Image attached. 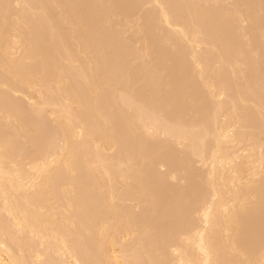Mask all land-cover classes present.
<instances>
[{
  "label": "rangeland",
  "instance_id": "rangeland-1",
  "mask_svg": "<svg viewBox=\"0 0 264 264\" xmlns=\"http://www.w3.org/2000/svg\"><path fill=\"white\" fill-rule=\"evenodd\" d=\"M13 1H14V3H13ZM37 1H40V2H37ZM54 3H52L51 2V0H28V3L30 4V6L31 7H33L32 9H35V13H34V15H35V18H37V21H35V19H34V21H35V23H36V26H38L39 24H38V22L39 23H42L43 25H41V26H45L44 27V30L46 31V32H44V34H46V37L48 36V34H49V36L51 35V34H53V33H55V35H57V38L59 39V38H61V37H59L61 34H66V35H68V36H66L65 35V37H67L68 39H70V31H71V27H73V26H75L74 24H73V22H75L74 20H76L77 22H82V23H84V25H85V27L83 28V27H81L80 29H82L83 28V30H80V36H83V37H81V39H82V43H83V41H86L87 43L88 42H90V43H88V44H90V46H91V48H90V52L88 51V53H86V54H79V52H77V51H68L69 53H70V55L72 54V53H74V52H76L77 54L75 55V56H79V57H81V59H82V61H81V59L80 58H78V59H80L79 61L81 62L80 64H81V69L83 68V70L84 71H82L83 73H85V76H86V71H87V78L89 79L90 78V80L92 81V79L94 78L95 80H93V81H96L97 79H100L101 80V82H100V90L97 92L98 94H92V93H90L89 91H88V89H85L86 87H81V86H84V85H82L81 84V86L80 85H77L75 82V80L77 79L76 77L73 79L72 78V76L71 75H73L75 72H74V70L73 69H70L71 67L69 66V65H67L66 63H63V61L61 60L63 57H64V55H65V53L66 52H64V55H63V51L61 52V50L60 49H58V47L60 46L59 44V42L57 41L58 39H49V36L45 39V38H43L42 39V36L43 35H39V34H41V33H37L36 34V32H38L41 28V26L39 27L38 26V29H35V31H33L34 30V27L31 29V26H30V24H28L27 25V27H22V24H21V26H20V28H19V23H20V21L22 20V21H24L25 20V18H23L24 16L20 13V11H19V8L22 6H19L18 4L19 3H22V1L21 0H19V2L17 3L16 2V0H0V15L2 14L3 15V17H2V15H1V17H0V24L1 23H3L4 22V26L3 25H0V29L2 28L1 26H3L4 28H2V30L3 29H6L5 31L7 32V36H6V38L5 39H7V42H8V44H7V51H9L10 53H11V58H15L14 59V61H10V54H8L7 53V55L5 56V55H3L2 57H1V55H0V61H4V62H8L11 66H13V63H14V66H15V69H18L19 70V68H20V66L22 65V64H25L24 63V60H26V59H24V60H22L23 59V57H21L22 59H20L19 57V55L21 54V52H23V50H25L26 48H27V45H28V43L30 44L31 42H30V38H32L31 40H32V44H30V46H32V51L29 53V55H31V53H32V56L34 57V59H35V61L37 60V59H39L38 58V53L41 51V52H43V53H41V55L43 54V56H44V58L42 57V58H40V61H42L43 62V60H46V62H48V60L49 61H51V60H53V61H51V62H49V63H52L53 64V62H55V64H57V68L56 69H58L59 70V74L61 73L62 75H64L65 76V79L67 80V81H69L68 83H67V85L69 84V89L70 90H72V91H76L77 92V94H74V92H72L75 96L76 95H78L79 93H81L80 95L83 97V98H85L84 100L85 101H82L81 103H83V102H85V105L83 106V105H81L80 104V107L81 106H83V108H82V111H81V109H79L81 112H83L84 110H85V112H83L84 113V118L86 117V118H88L89 116H90V118L89 119H91V120H89L90 121V124L91 125H93V130L95 131L94 133H95V135H99V136H102V134H104L105 135V133H106V135H109L110 137H111V135L112 136H114V139H113V137H111L112 139H111V145H109V146H107V148L106 149H104L105 148V146H104V148H102L99 144H100V142H99V144H95L94 145V143H92L93 145V147L89 144V142H90V140H91V138L89 139V136H88V138H86V139H84L85 137V135L83 136V134L85 133V131H84V133H83V131H81V128H80V130H78V128L80 127V125H79V127L77 128V127H74V126H71V125H73V124H71L72 122H68V121H66L65 120V124L63 125L64 126V128H62L63 130H66V126H67V130L68 131H71V133L70 132H64L63 130H59V128L58 127H60L59 125L60 124H62L63 122H64V120L63 119H65V117H63V115H67L66 114V112L64 113H62L61 111H59V110H57V109H59L60 108V106L62 105V104H64V105H66V104H68V102L70 101V105H67L68 106V108L69 109H71V111H77L78 112V110H76V105L75 106H73V109H72V103H73V100H75V98L76 99H78L79 98V101H80V98H81V96L80 97H73L74 99L71 101V97H70V100H68L69 99V94L71 95V92H70V90L68 91V92H70L69 94H67V93H65V92H63V91H61V90H63V89H61L59 92L57 91V86H55L54 87V85H52V84H54L55 83V81H59V80H57V76L59 75L58 73H57V70H55L53 67L50 69L49 68V70L48 69H46V67H48V65H47V63L45 64V62H44V65H45V67H43V63L41 64V62L40 61H36V62H33V60H30V63H32V70L34 71V74H36V73H38V71H39V73L37 74V75H34L33 77L31 76L32 74H33V71H32V74L30 75V77H27V78H30V79H32V78H36V76L39 78L38 80H40V81H38L37 79L35 80L36 82H34L33 81V85H35V86H29V87H26V88H24L23 86H20V84H17V85H15V87H13V90H16L17 92H16V94H18V95H14V94H9L10 96H9V101H10V103L12 104L13 103V105H15V107L17 106L18 108H20V112H22V113H20V115L18 114V110L16 111V113H17V115H19L18 117H19V119L21 120L20 122H23V124L27 127L28 125H31V127H32V130L31 129H29L31 132L33 131V134H32V141H30L31 143H29V142H27V140L26 139H29V138H27L26 137V135H25V133L22 135L21 133H19V129L20 128H22L23 126H19V125H17L16 124V119H13V118H11L10 117V115H7V112L8 111H6V110H4L3 112H2V110L3 109H5V108H7L8 110L10 109V108H13V107H11V106H13V105H8V104H10V103H6L7 101H6V98H5V105H4V103H3V105H4V107L5 108H1V106H2V104H1V106H0V116L2 117V113H3V118H4V120L6 121V122H4L2 119L3 118H1L0 120L3 122H1L0 121V139H1V141L2 140H4V142H5V140L8 142L7 144H10L11 145V147H9V148H11L12 149V152L10 151V150H6V152H8L7 154H9V155H11L12 157L10 158V159H12V160H9V157H8V160L9 161H7L6 163H4V162H2V164H6L5 166L3 165V168L4 167H6V168H4V173L0 170V176H1V174H2V176L3 175H5L6 176V179H7V177H10V176H8L9 175V173H10V171L12 172V171H16V172H14L13 174L15 175L16 174V176H17V174L20 172V174H18V177H21L22 178V176L24 177V179L26 180V179H28V175H27V172L28 171H26L25 172V170H24V167H23V170L21 171V169H22V165L23 166H25V169L27 168V165H24L26 162H27V160L28 159H30V156H32L31 157V160H32V158H37V159H39V158H41V156H40V154H41V152H43V154H45L46 153V155H43V156H45L44 158H45V160L44 161H46V156H49L48 157V159H47V161L46 162H48V161H50L49 159H55L56 157H57V155H59L60 153L59 152H61V149L63 148V142L66 140V139H68V137H69V139L65 142V143H68L69 141H70V143H71V141L72 142H74V143H71V145L73 146V147H75V153H76V155L78 156H76V157H74V160H75V158H76V160H77V162L78 163H76V161H75V163L76 164H78V165H75L76 166V168L77 169H75V171H77L76 172V174H75V172H74V178L72 179V180H76V181H73V187H75L76 189H74V195L73 196H75L76 197V194H79L78 196L79 197H81L82 195V197L81 198H77V200H76V198L75 197H71L74 201H73V203H77V201H80V204L81 203H85V201L87 202V201H89V203L87 202V203H85V205L84 206H86V207H88V208H84V206H82V204H81V209H82V211H84L83 209H85V210H90V206L93 204V202H94V198H95V206H94V204H93V206L94 207H96V209H94L93 208V210L92 211H101V209H102V213L104 214L103 216L104 217H106V218H102V221H107V219H108V221H109V223L108 222H105L106 224H105V226L107 225V227L108 226H111L112 228H114V231L116 232H118V233H123L125 236H123V234H122V236H121V234L119 235V234H114L115 236H114V238H115V242H116V246H115V249L117 250V252H119L120 250H121V247L124 245L126 248H128V249H126V250H129V252H130V254H133L134 253V255L137 257V259H139V260H137V262H139L138 264H151L150 262H152V264H161V263H163V264H169V262H170V264H177V260H178V256H179V254H180V250H178V249H176V247L175 246H169L168 244H174V243H176L174 240H176V238H177V235L181 232V230L180 229H184V227H185V225H184V223L186 222V223H189V225H191V223H194V221H196L195 219H197V223H195V224H197V225H199L201 228H203V227H205L204 226V223H202L201 224V222H200V220L202 221V222H204V220H203V218L202 217H200V216H202L201 214H202V212L201 211H199V210H202L201 208H204L205 206H207L206 204H204V203H202V202H204L203 200L204 199H202L203 197H205L206 198V201H207V199H208V197H211L210 195H211V191L212 192H214V190L212 189V188H214V187H216V188H218V185H219V187H221V188H219L218 190H220L221 191V189L223 188L222 186L224 185V182H227V180L226 179H228L229 181H228V183L230 184V186L229 185H227V184H225V185H227V186H229V187H227L226 188V186L224 185V187H225V190H226V192L228 191V189H229V191H230V188L233 190H235L236 189V187L234 186V184H235V181H234V174L236 173H234V171H235V168H237L238 166H241L242 167V164H243V167L244 168H247L246 166H248V168L251 170H249L248 168V171L247 172H249V174L248 173H245V175H249V176H245V180H251V179H253L252 181L254 182V184H255V182L257 183V181H259L260 182V184L258 183V185H260L259 186V192H262V189H264V187H263V184H264V179H262V176L264 177V174H263V172H264V159L262 158V157H264V133L262 134H257L258 133V131H260V130H258V129H255V130H251L250 128H248L247 127V129H246V127H244L243 126V124H241V127H244V129L242 128H240V123H241V120H236V118H235V115H232L231 116V114H235V113H233V112H231L230 111V109L229 108H227V106L228 105H230V104H228V102L230 101V99H232L233 97H235L236 96V94H235V92L233 91V89L234 90H236V87H238L237 86V84L238 83H240L239 85L242 87V88H240V92L241 93H243L246 97L247 96H249V93H250V95L251 96H253L254 95V93L256 94V91H255V86L256 85H254V84H257V87H256V90H257V93H260V94H262V90H264V68H263V66H264V38L263 37H261V34L260 33H258L257 32V34L260 36H256V38H258V40L256 39V38H254V39H256V41L254 40V42L257 44V41L258 42H260V43H258L257 45H258V47H259V51H261V53L259 52V54H262L263 53V55H261V56H258L256 59H247V57H245V55L244 54H242V56H244L243 58H242V56H240V58H242V59H246L245 61L243 60V63H244V65L245 64H250V65H253V69H254V66L255 65H257L258 64V62H259V65H258V67L259 68H261L260 70H259V68L257 69L256 68V70H255V73H254V70H251L252 71V73H250L252 76H255V77H252V79H253V83L251 84V88H253V89H250V90H248V85L246 86V85H244V81H243V77H242V80H241V77H240V75H235V76H233V74L231 75V73H232V71L228 68V67H226V66H224V65H218V64H222L223 62H221L222 61V58L223 59H225L226 58V55H224V54H226V53H224L225 51V47L223 48V45H222V40H224V36H223V34L222 33H224L225 32V29H224V26H225V24H226V22H225V18L226 17H228V16H224V14L222 13V12H224L223 10H224V8H225V6L227 5V4H231V3H233V4H235V2H237L236 0H234V1H232V0H215V1H212V0H204L205 1V3H203L204 1H200V2H198L199 0H164L163 1V3L164 2H166V4L164 3V5H163V3H162V5L164 6H162V5H157L158 7H160V6H162V9L163 8H166V10H168L167 8H169L171 11H173L172 13H171V11L170 10H168L169 11V14H170V16L172 15V17L170 18V20L171 21H173L174 19V21H176L177 22V24H182V26L183 25H186V26H183L184 28H186V31L190 28V29H194V32H191V30H190V32H189V30L187 31V32H189V34H194V33H197L196 35H198V36H195V35H192L193 37H195V38H192V36L190 37V38H192V39H189V40H187V38H186V40L187 41H183V40H185V38H184V36L183 37H181L182 35H180L179 33H178V31H177V27L175 28L174 27V24H173V22L171 23V26L170 25H167V23L165 24H161L162 22H160L159 23V21L157 20V19H159V17H158V13H161L160 11H159V9H161V8H159L158 9V7H156L155 5H153V6H155V8L151 5L152 4V2L151 3H149L150 1L149 0H108V2H107V0H58L59 2H62L61 4H60V6H61V8H59V2H57V0H52ZM63 1L65 2V3H67L66 4V6H65V4L63 3ZM110 1H112L111 3H110ZM212 1V2H211ZM239 1V0H238ZM1 2H3V4H1ZM17 4H16V3ZM43 2V5H44V3L46 2V4L45 5H47V6H45V9H44V11H41V12H39L36 8L37 7H39L40 8V6H42L40 3H42ZM168 2V3H167ZM211 2V3H210ZM215 2H217V3H215ZM5 3H7V4H10L11 3V7H10V5H7V4H5ZM16 4V5H18V6H14L13 4ZM50 3V7L48 6V4ZM58 3V4H57ZM23 4V3H22ZM55 4H57V5H55ZM111 4V5H110ZM113 4V5H112ZM117 4V5H116ZM154 4V3H153ZM192 4V5H191ZM205 4V5H204ZM5 5V6H4ZM36 5V6H35ZM53 5V6H52ZM63 5V6H62ZM194 5H195V7H194ZM257 5H261L260 3L259 4H257ZM263 5V4H262ZM3 6V7H2ZM57 6V7H56ZM110 6V7H109ZM221 6V7H220ZM233 6H235V5H233ZM238 6V5H237ZM9 7L11 8V10H12V8H13V10L15 11V15L16 16H18V15H22L23 17H22V19L19 21L18 19H17V17L14 15V14H12V12H11V10H9ZM19 7V8H18ZM35 7V8H34ZM193 7L195 8V9H193ZM263 7H264V5H263ZM262 7V8H263ZM1 8H3V9H1ZM69 8V9H68ZM191 8V9H190ZM233 8H235V7H233ZM233 8L231 7V9L233 10ZM59 9V10H58ZM66 10V11H68V13L67 12H65L64 10ZM230 9V10H231ZM9 10V11H8ZM12 10V11H13ZM60 10H63L62 11V13L63 14H66L67 16H68V14H69V16L67 17V20L65 19V17H66V15H64V17H63V15H62V13H61V11ZM157 10H158V13H157ZM4 13H3V12ZM31 11H33V10H31ZM50 11V12H49ZM60 11V12H59ZM72 11V12H71ZM221 11V12H220ZM11 12V13H10ZM34 12V11H33ZM43 12V13H42ZM95 12V13H94ZM124 12H125V14H124ZM189 12H190V14H189ZM195 12H203V14H204V18L203 19H200V17L195 13ZM209 12V13H208ZM18 13V14H17ZM20 13V14H19ZM36 13H38L39 14V16L37 17V15L38 14H36ZM48 13V14H47ZM51 13V14H50ZM59 13H61V14H59ZM73 13H76V14H73ZM221 13V14H220ZM45 14V15H44ZM50 14V15H49ZM209 14V15H208ZM260 14V15H259ZM259 14H255L254 16H253V20H254V22H255V25L256 26H259L258 24H260V26L259 27H264V19H263V17H264V12L262 13V11L259 13ZM262 14V15H261ZM6 15V16H5ZM14 15V16H13ZM20 15V16H21ZM43 15V16H42ZM79 15H81V16H79ZM110 15V16H109ZM135 15V16H134ZM161 16H162V14H160ZM159 15V16H160ZM197 15V16H196ZM210 15H211V17H210ZM63 18H62V17ZM74 16H78L80 19H78V17H74ZM104 16H106V17H104ZM126 16H127V18H126ZM138 16H140V17H138ZM144 16V17H143ZM160 16V17H161ZM174 16H176V17H174ZM233 16V15H232ZM231 15H229V17H232ZM261 16V17H260ZM40 17V18H39ZM42 17V18H41ZM49 17V18H48ZM59 18V19H57V18ZM70 17V18H69ZM109 17V18H108ZM147 17H148V19H147ZM174 17V18H173ZM213 17V18H212ZM235 17V16H234ZM233 17V18H234ZM1 18H3L2 20H1ZM16 18V19H15ZM31 18H33L32 16H31ZM69 18V19H68ZM90 18V19H89ZM107 20H106V19ZM116 18V19H115ZM118 18H120V19H118ZM188 18H190V19H188ZM194 18V19H193ZM197 18V19H196ZM199 18V19H198ZM236 18H238V17H236ZM15 19V20H14ZM56 19V20H55ZM71 19V20H70ZM109 19H111V20H109ZM231 19V18H230ZM261 20V22L259 21V20ZM14 20V21H13ZM47 20V21H46ZM59 20V21H58ZM64 20H66V21H70L69 23H70V25H69V23L67 22V23H65L66 21H64ZM73 20V21H72ZM79 20V21H78ZM114 20V21H113ZM127 20V21H126ZM131 21V22H129V21ZM139 20V21H138ZM160 20H162L161 18H160ZM169 20V21H170ZM192 20V21H191ZM195 20V21H194ZM204 20V21H203ZM227 20H228V18H227ZM12 21L13 22H15L14 24H16V26H17V28H19V32H17L18 33V37H17V34L15 33V32H13L14 31V28H13V30H12V28H10V24L9 23H12ZM21 21V22H22ZM41 21V22H40ZM71 21H72V23H71ZM104 21V22H103ZM109 21H110V23H109ZM170 21V22H171ZM191 21V22H190ZM201 21V22H200ZM208 23H207V22ZM233 21H235L236 22V20H233V19H231V22H233ZM9 22V23H8ZM58 22V23H57ZM107 22V23H106ZM112 22V23H111ZM117 22V23H116ZM143 22V23H142ZM176 22H174V23H176ZM179 22V23H178ZM181 22V23H180ZM194 22H195V24H194ZM205 22V23H204ZM235 22H233V27L235 26V24L237 25V26H235L236 27V31H241V30H244L243 32H245V29H247L245 26H247L248 25V23L245 25L244 24V22H246V21H244L243 23H242V26L245 28H240L241 30H238V24L237 23H235ZM254 22H253V24H252V22H250V24H252V25H254ZM23 23V22H22ZM33 24H32V26H35L34 24V22H32ZM65 23V24H64ZM127 23V24H126ZM146 23V24H145ZM188 23V24H187ZM190 23V24H189ZM193 23V24H192ZM216 23V24H215ZM262 23H263V26H262ZM13 24V25H14ZM78 24V23H77ZM125 24V25H124ZM173 24V25H172ZM248 25L247 27L249 28V26H251V25ZM25 25V24H24ZM56 25V26H55ZM72 25V26H71ZM114 25V26H113ZM123 25V26H122ZM136 25V26H135ZM148 25V26H147ZM190 25V26H189ZM201 27H200V26ZM223 25V26H222ZM254 25V26H255ZM15 26V25H14ZM15 26V27H16ZM71 26V27H70ZM76 26H78V25H76ZM142 26H144L143 28H142ZM168 26V27H167ZM188 26V27H187ZM195 26V27H194ZM202 26H203V28H202ZM230 26H232L231 24H230ZM240 26V25H239ZM255 26V27H256ZM11 27H13L12 25H11ZM21 27H22V29L23 30H21ZM30 27V28H29ZM42 27V28H43ZM48 27V28H47ZM52 27V28H51ZM54 27H57V28H54ZM67 27V28H66ZM171 27V28H170ZM173 27V28H172ZM217 27V28H216ZM222 27H223V29H222ZM259 27H257V30H258V28ZM17 28H15V30L17 29ZM25 28V29H24ZM27 28V29H26ZM29 28V29H28ZM36 28V27H35ZM50 28V29H49ZM53 28H54V30H53ZM142 28V29H141ZM146 28V29H145ZM174 28L176 29L175 30V32H177V33H174ZM199 28V29H198ZM251 28H254V27H251ZM31 29V30H30ZM48 29V30H47ZM55 29H57L58 31H56ZM62 29V30H61ZM137 29V30H136ZM170 29H173V30H170ZM205 29V30H204ZM219 31H218V30ZM230 29H233L234 30V28H230ZM250 29V28H249ZM2 30H0L1 32H2ZM21 30V31H20ZM37 30V31H36ZM50 30H53V31H50ZM70 30V31H69ZM95 30V31H94ZM143 30V31H142ZM144 30H145V32H146V30H147V32L144 34V38H143V33H144ZM197 30H199V31H197ZM201 30V31H200ZM211 30V31H210ZM215 30V31H214ZM231 30V33H232V38L229 40L230 42V45H231V47H233L234 48V44L236 43H234V41H237L238 40V38L240 37V39H241V41L243 40V41H245V38L243 37V35H240V33L241 34H244V33H242V32H238V34L239 35H236L237 34V32L234 30ZM256 30V29H255ZM30 31H33V32H31V34H30ZM64 31V32H63ZM140 31V32H139ZM169 31H172V32H169ZM6 32H5V34H6ZM27 32V33H26ZM39 32H41V30L39 31ZM49 32H51V34L49 33ZM56 32L57 33H59V34H56ZM61 32V33H60ZM201 34H200V33ZM205 32V33H204ZM213 32H214V34H213ZM221 32V33H220ZM29 33V36L27 35ZM48 33V34H47ZM141 33H142V35H141ZM148 33V34H147ZM171 33H173V34H171ZM217 33V34H216ZM235 33V34H234ZM3 34H4V31H3ZM21 34H24L23 36H22V38H24L25 40H21V39H19V42L21 43V44H23V42H25V43H27V44H24V45H26L25 47H24V45H23V47H24V49H23V47L22 46H20L21 44L18 42V38H19V35L21 36ZM95 34V35H94ZM174 34H175V36H174ZM178 34H179V36H178ZM30 35H31V37H30ZM55 35L53 34V36L55 37ZM59 35V36H58ZM92 35V36H91ZM146 35H147V37H146ZM4 36V37H5ZM39 36H41V37H39ZM45 36V35H44ZM204 36V37H203ZM206 36V37H205ZM209 36V37H208ZM216 37V39H218V38H220V39H218L219 41V43H221V44H219L218 42H216L217 40H215V38L214 37ZM217 36H219V37H217ZM223 36V37H222ZM237 36H239L238 38H237ZM65 37H63V35H62V38H61V43H62V41H65L66 42V40L65 39H67V38H65ZM149 37V38H148ZM233 37L234 38H237V39H233ZM243 37V38H242ZM26 38H27V40H26ZM51 38V37H50ZM53 38V37H52ZM88 38V39H87ZM91 38V39H90ZM92 38H93V40H92ZM152 38V40H151V43H150V39ZM200 38V39H199ZM203 38V39H202ZM208 38V39H207ZM212 38V39H211ZM86 39V40H85ZM149 41V43L146 41ZM195 39H196V41H195ZM207 41H206V40ZM214 39V40H213ZM233 39V40H232ZM239 39V40H240ZM47 40V41H46ZM49 40H50V43H49ZM89 40H91V41H89ZM239 40L237 41V42H239ZM260 40V41H259ZM6 40H4V42H5ZM51 41H52V43H54V41H55V43L57 42V44H55L54 43V46H51ZM181 41V42H180ZM189 41H192V42H189ZM210 41V42H209ZM213 41V42H212ZM214 41L216 42V43H214ZM93 42V43H92ZM142 42H145V44H143ZM179 42V43H178ZM188 42V43H187ZM201 42V43H200ZM202 42H204V43H202ZM207 42V43H206ZM213 43V44H215V46L213 47V46H211V45H209L210 43ZM234 44H233V43ZM246 42V41H245ZM6 43V42H5ZM59 43V44H58ZM66 43H68V41L66 42ZM93 45H95V46H93L92 47V44ZM97 43H98V45H97ZM205 43H206V45H205ZM225 43V42H224ZM240 43V42H239ZM63 44V43H62ZM147 44H148V46H149V48H148V46H147ZM218 44L220 45V47L218 46ZM241 44H243L242 42H241ZM245 44V43H244ZM53 45V44H52ZM144 45H146V46H144ZM188 45V46H187ZM230 45L228 46L229 47V49H230ZM236 45V44H235ZM248 45V44H247ZM263 45V46H262ZM8 46H10V50H8ZM47 46V47H46ZM56 46H58L57 47V49H56ZM97 46V47H96ZM211 46V47H210ZM222 46V47H221ZM224 46H225V44H224ZM55 48V50L54 49H52V48ZM144 47V49L145 48H147V49H150V51H148V50H146V52L144 53V49H142ZM151 47V48H150ZM187 47V48H186ZM205 47H206V50H205ZM218 47V48H217ZM248 47V46H247ZM23 50H22V49ZM108 48V49H107ZM210 48V49H209ZM217 48V49H216ZM232 48V49H233ZM248 48H250V47H248ZM247 48V49H248ZM261 48V49H260ZM263 48V49H262ZM40 50V51H37V50ZM97 49V50H96ZM102 49V50H101ZM207 49H208V52H207ZM213 49V50H212ZM215 49V50H214ZM219 49H220V52H221V54L219 53V52H217V51H219ZM221 49H223V50H221ZM246 49V56H248L249 55V57H250V53H247V52H249L248 50ZM57 50H59V51H57ZM141 50H143V51H141ZM191 50H192V52H191ZM231 50V49H230ZM6 51V52H7ZM100 51V52H99ZM109 53H108V52ZM148 51V52H147ZM193 51H194V53H193ZM211 51V52H210ZM263 51V52H262ZM38 52V53H37ZM210 52V53H209ZM223 52V53H222ZM1 53V52H0ZM40 53H39V57H40ZM197 53V54H196ZM200 53V54H199ZM203 53V54H202ZM216 53H218L219 55H221V56H219L218 54H217V56H215V55H213V54H216ZM66 54H68V53H66ZM88 54V55H87ZM93 54V55H92ZM147 54V55H146ZM151 54V55H150ZM248 54V55H247ZM258 54V55H259ZM23 55H24V53H23ZM86 55V56H85ZM100 55V56H99ZM194 55V56H193ZM231 56H230V58H232V56L234 55L233 53H231L230 54ZM5 56V57H4ZM9 56V57H8ZM31 56V57H32ZM74 56V57H75ZM88 56H91V57H97L96 59H98V61H100V62H98V66H96L97 67V70L98 71H100V73H98V71L96 70V72H93V71H91L92 70V68H91V66L89 67V68H91L90 70L87 68L89 65V63H88ZM99 56V57H98ZM199 56V57H198ZM201 56V57H200ZM214 56H215V59H214ZM223 56V57H222ZM7 57V58H6ZM17 57H18V60L20 61V60H22V61H20V62H22V63H18L17 62ZM32 57V58H33ZM69 57V56H68ZM70 57H73V56H70ZM102 57V58H101ZM106 57V58H105ZM203 57V58H202ZM204 57H206V59L204 58ZM210 57V58H209ZM217 57H219V59H220V62H219V59H217ZM234 57V56H233ZM26 58H28V56H26ZM202 58V59H201ZM213 58V59H212ZM263 59V60H261V62H260V60H258V62H257V64L255 63L256 61H257V59ZM30 59V58H29ZM94 59V58H93ZM101 59H104V60H102L101 61ZM200 60V61H196V60ZM205 59V60H204ZM87 60V61H86ZM194 60V61H193ZM212 60H213V62H212ZM104 61H106V62H104ZM201 62L202 64H198V63H196V62ZM206 61H207V63H206ZM209 61V62H208ZM246 61H248L247 63H246ZM252 63H251V62ZM11 62V63H10ZM29 61H27V64H25V65H29L30 63H28ZM104 62V63H103ZM211 62V63H210ZM40 63V64H39ZM48 63V64H49ZM61 63L62 64H65L66 66L64 67V65H61ZM86 64L85 65V68H84V66H82L83 64ZM203 63L204 64H207L206 66H207V68H208V70L210 71V73H208V75H211L212 77H213V75H214V77H213V79L214 80H216V83L217 84H220V82H224L225 81V83H228L229 81L228 80H230V85H232L231 87H230V90L231 91H233L234 92V94H232L233 92H231L230 90V92L229 91H227L228 93H227V96H228V94L231 96V98H226V97H223V99H222V97H217L216 95H215V92L213 91V90H211V88L210 87H208L207 88V83H206V86H204V84L205 83H203V81L205 82L206 81V79L205 80H202V77L200 76V74L198 75L197 73H200V67H201V65H203ZM208 63H209V65H210V67H208L209 65H208ZM255 65H254V64ZM260 63H262L263 65H261ZM19 65V67H18V65ZM35 64V65H34ZM103 64V65H102ZM211 64H212V66H211ZM47 65V66H46ZM51 65V64H50ZM195 65H198V66H195ZM214 65H216V66H214ZM261 65V66H260ZM31 66V65H30ZM29 66V67H30ZM63 66V67H62ZM193 66H194V68H193ZM224 66V67H223ZM23 67V66H22ZM22 67H21V69H22ZM29 67L27 66L26 67V69H29ZM199 67V68H198ZM218 67H219V69H218ZM244 68H243V71H245V68H246V70L248 71V69H247V67H245V66H243ZM14 68V67H13ZM25 67H23V69H24ZM178 68V69H177ZM215 68V69H214ZM220 68H222V69H225V70H221ZM19 70V71H22V73H23V69L22 70ZM25 69V70H26ZM52 69H54V73H55V71H56V73L54 74L53 73V71H52ZM96 69V68H95ZM102 69V70H101ZM180 69V70H179ZM217 69V70H216ZM232 69V68H231ZM250 69V68H249ZM1 70V69H0ZM14 70V69H13ZM42 70H43V75H42ZM72 70H73V74H71L72 73ZM115 70V71H114ZM198 70V71H197ZM219 70H220V74L218 75V73H219ZM233 70V69H232ZM258 70V73H257V75H254V74H256V71ZM27 71V70H26ZM28 71H30V70H28ZM40 71H41V74H40ZM89 71H91V73H89ZM104 71H105V74H104ZM106 71H107V73H106ZM211 71H216V73H212L211 74ZM224 71H225V73H226V71H227V73L225 74L224 73ZM247 71H245V73H244V75L246 74H248L247 73ZM1 72V71H0ZM36 72V73H35ZM45 72L47 73L46 75H47V77H46V79L45 80H47V79H50L51 78V76H53V74H54V82L52 83L51 82V84H49L50 82H47L46 81V83H47V89L46 88H44V84H43V82H42V84L43 85H41V81H42V77L41 76H43V77H45L46 75H45ZM24 73H25V71H24ZM53 73V74H52ZM65 73H66V75H65ZM89 73V74H88ZM93 73H94V75H93ZM113 73H115V74H113ZM223 73V74H222ZM28 74V73H27ZM26 74V75H27ZM39 74H40V76H39ZM60 74V75H61ZM98 74V75H97ZM101 74V75H100ZM113 74V75H112ZM130 74V75H129ZM216 74V75H215ZM2 75V78H3V80H0V81H6V80H8V78L7 77H5V76H3V74H1ZM1 75H0V78H1ZM45 75V76H44ZM55 75H56V77H55ZM90 75V76H89ZM91 75H93V77L91 76ZM221 75V76H220ZM223 75H224V77H223ZM229 75H230V79H229ZM97 76H99L98 78H96ZM112 78H111V77ZM199 76H200V78H199ZM220 76V77H219ZM228 76V77H227ZM5 77V78H4ZM32 77V78H31ZM41 77V78H40ZM62 77L63 76H61L59 79L60 80H62ZM73 77H74V75H73ZM104 77V78H103ZM129 77V78H128ZM198 77V78H197ZM218 77H219V79H218ZM223 77V78H222ZM234 77V78H233ZM259 77V78H258ZM260 77L262 78V81H261V79H260ZM108 79H110L109 81H108ZM131 79V80H130ZM231 79H232V81H231ZM260 79V80H259ZM33 80V79H32ZM65 80V81H66ZM78 80V79H77ZM99 80V81H100ZM102 80H104V81H102ZM105 80H107V81H105ZM121 80V81H120ZM188 80V81H187ZM234 80H236V82L234 81ZM238 80V81H237ZM256 80V81H255ZM9 81V80H8ZM62 81H64V77H63V80ZM75 81V82H74ZM79 81V80H78ZM111 81V82H110ZM261 81V82H260ZM97 83H95L94 82V84H96V86H99V84H98V81H96ZM106 82H108V83H106ZM119 82V83H118ZM238 82V83H237ZM242 82V83H241ZM258 82V83H257ZM259 82H260V84H259ZM9 85H11L12 84V82H10L9 81ZM36 83V84H35ZM57 83H59V82H57ZM56 83V84H57ZM66 83V82H65ZM64 82H63V84H65ZM78 83V82H77ZM79 83H81V82H79ZM78 83V84H79ZM104 83V85H102ZM106 83V84H105ZM135 83V84H134ZM139 83V84H138ZM180 83V84H179ZM186 83V84H185ZM199 83H201V84H199ZM203 83V84H202ZM224 83V84H225ZM237 83V84H236ZM55 84V85H56ZM62 84V85H63ZM98 84V85H97ZM122 84V85H121ZM126 84V85H125ZM262 84V85H261ZM13 85V84H12ZM58 85H60V86H62L61 84H58ZM67 85H63V86H66L67 87ZM102 85V86H101ZM109 85H110V87H109ZM112 85V86H111ZM117 85V86H116ZM129 85V86H128ZM133 85V86H132ZM184 85V86H183ZM229 85V84H228ZM236 85V86H235ZM14 86V85H13ZM60 86H58V87H60ZM78 86H80V87H78ZM106 86V87H105ZM166 86V87H165ZM188 86V87H187ZM243 86H244V89H243ZM261 86V88L259 89V87ZM12 86H10V88H11ZM94 87H95V85H94ZM113 87V88H112ZM115 87V88H114ZM120 87V88H119ZM127 87V88H126ZM135 87H137V89L135 88ZM56 88V89H55ZM62 88V87H61ZM104 88V89H103ZM122 91V93L121 92H119L120 90ZM131 88V89H130ZM188 88V89H187ZM231 88H233V89H231ZM58 89H60V88H58ZM65 90H68V89H66V88H64ZM117 89V90H116ZM124 89V90H123ZM128 89V90H127ZM179 90V91H178ZM213 91L212 93H213V96H211V92L210 91ZM253 90V91H252ZM260 90V92H258ZM88 91V92H87ZM113 91H115V92H113ZM129 91H131V92H129ZM147 91H148V93H147ZM183 91V92H182ZM246 91V92H245ZM4 92L5 91H2L1 93H3L4 94ZM9 91H7V93H8ZM75 92V93H76ZM114 94H113V93ZM126 92V93H125ZM246 94H245V93ZM10 93V92H9ZM128 93V94H127ZM89 94V95H88ZM121 94V95H120ZM124 94V95H123ZM142 94V95H141ZM74 95H71V96H74ZM88 95V96H87ZM93 95H94V97H93ZM96 95V96H95ZM133 95V100H132V98H131V96ZM163 95V96H162ZM263 95H264V92H263ZM5 96V95H4ZM27 96V97H26ZM98 96V97H97ZM129 96H130V98H129ZM138 96V97H137ZM155 96V97H154ZM46 99H45V98ZM101 97V98H100ZM128 97V98H127ZM167 97V98H166ZM190 97V98H189ZM212 97V98H211ZM95 100H94V99ZM100 98V99H99ZM120 98V99H119ZM125 98L127 99V100H125ZM152 98V99H151ZM170 98V99H169ZM225 98V99H224ZM236 98V97H235ZM235 98H233V99H235ZM28 99V100H27ZM45 99V100H44ZM92 99V100H91ZM119 99V100H118ZM124 99V100H123ZM148 99H150V100H148ZM156 99V100H155ZM180 99V100H179ZM220 99V100H219ZM226 99H228V100H226ZM120 100H122L121 102H119ZM132 100V101H131ZM140 100V101H139ZM141 100H142V102H141ZM145 100V101H144ZM201 100V101H200ZM213 100V101H212ZM221 100H223V102L225 101V104H226V102H227V104L228 105H225L224 103H222V101ZM236 100V99H235ZM32 101V102H31ZM35 101H37V103L39 104V102L41 103V102H43L45 105H42V103H41V105L43 106V107H41V105L39 106L41 109L39 110L38 108H37V106H35L36 105V103L35 104H33ZM44 101H47V103L46 102H44ZM96 101V102H95ZM99 101V102H98ZM123 101H127L126 103H123ZM132 102V104H131V102ZM144 101V102H143ZM159 101V102H158ZM198 101V102H197ZM220 101V102H219ZM29 102H30V104H32V105H30L29 104ZM60 104H59V103ZM67 102V103H66ZM72 102V103H71ZM93 102H94V104H93ZM152 102V103H151ZM195 102H196V104H195ZM219 102V103H218ZM50 103V104H49ZM76 103H78V100H76V102L74 103V104H76ZM101 103V104H100ZM113 103V104H112ZM145 103V104H144ZM158 103V104H157ZM161 103V104H160ZM170 103V104H169ZM197 103H199V104H197ZM221 103V104H220ZM47 104H49V106L47 105ZM73 104V105H74ZM97 104H98V106H97ZM127 104V105H126ZM130 104V105H129ZM147 104V105H146ZM216 104H219L220 106L222 105V104H224V105H222L221 106V109L219 108L220 106L219 105H217V106H219V107H217L216 106ZM55 105V106H54ZM58 105H60V106H58ZM64 105L62 106V107H64ZM123 107H122V106ZM132 105V106H131ZM151 105V106H150ZM153 105V106H152ZM164 105V106H163ZM169 105V106H168ZM79 105H77V109L78 108H80V107H78ZM126 106H128V107H126ZM215 106H216V108H215ZM10 107V108H9ZM14 107V109H18V108H15ZM95 107V108H94ZM159 107V108H158ZM228 107H230V106H228ZM56 108V109H55ZM75 108V109H74ZM98 108V109H97ZM100 108V109H99ZM123 108V109H122ZM135 108H136V110H135ZM148 108V109H147ZM163 108V109H162ZM217 108L219 109V110H217ZM51 109H52V111L55 113V111L57 110L58 111V113H57V111H56V113L55 114H52L51 113ZM63 109V108H62ZM62 109H60V110H62ZM68 109V110H69ZM90 109V110H89ZM128 109V110H127ZM138 109V110H137ZM145 109V110H144ZM229 109V111L227 112V110ZM244 109V108H243ZM13 110V109H12ZM55 110V111H54ZM66 110H67V107H66ZM65 110V111H66ZM90 111V113L88 114V112ZM126 110V111H125ZM144 110V111H143ZM63 111V110H62ZM129 111H132V112H129ZM161 111V112H160ZM217 111V112H216ZM244 111V110H243ZM2 112V113H1ZM60 112V113H59ZM77 112H74L73 114H72V112H71V117H73V115L75 114V116L77 115ZM98 112V113H97ZM128 112V113H127ZM146 113V115H145V113ZM264 112V111H263ZM62 113V114H61ZM70 113V110H69V112H68V114ZM105 113V114H104ZM116 113V114H115ZM56 114H57V116L58 117H56ZM59 114H61L60 116H59ZM80 114V113H79ZM85 114H87L88 115V117H87V115H85ZM93 114V115H92ZM137 114H138V117H137ZM151 114V115H150ZM158 114V115H157ZM144 115V116H143ZM7 116H9L11 119H13L12 120V123L10 122V120L8 121V119H7ZM69 115H68V117H69V119L70 120H72V119H75V120H77L78 121V119L77 118H75V117H73V118H71ZM158 116V117H157ZM160 116V117H159ZM214 116V117H213ZM215 116H216V119H215ZM225 116V117H224ZM226 116H228V117H226ZM230 116V117H229ZM61 117H63V119L61 118ZM98 117V118H97ZM147 117V118H146ZM169 117V118H168ZM235 119H234V118ZM66 118H67V116H66ZM92 118H93V122H92ZM94 118H95V120H94ZM97 118V119H96ZM141 118V119H140ZM190 118V119H189ZM232 119V121L234 120V122H231V121H229L230 119ZM18 119V118H17ZM68 119V120H69ZM110 119V120H109ZM158 119V120H157ZM166 119V120H165ZM173 119V120H172ZM176 119V120H175ZM62 120H63V122H62ZM69 120V121H70ZM87 120V121H88ZM143 120V121H142ZM147 120V121H146ZM157 120V121H156ZM215 120V122H213ZM230 122H228V121ZM236 120V121H235ZM251 120H252V122H254L253 120H255L254 119V117H252L249 121L251 122ZM18 121V120H17ZM72 121H74V120H72ZM77 121H74L73 123H76ZM88 121V122H89ZM140 123H139V122ZM152 121H154L155 123H152ZM174 121V122H173ZM201 121H202V123H204V124H202L201 123ZM14 122H15V124H14ZM19 122V121H18ZM59 122H62V123H60L59 124ZM79 122V121H78ZM249 122V123H250ZM256 122V121H255ZM254 122V123H255ZM67 123H69L68 125H67ZM151 123V124H154L155 125V127H150L149 129H147L146 128V126H148L149 124ZM178 123V124H177ZM184 123H186V125L184 124ZM216 123V124H215ZM226 123V125L224 126V124ZM234 123H237L236 125H234ZM12 124V125H11ZM19 124V123H18ZM23 124H21V125H23ZM71 124V125H70ZM141 124V125H140ZM143 124H146V126H144L143 127ZM148 124V125H147ZM174 124V125H173ZM177 124V125H176ZM202 124V125H201ZM215 124V125H214ZM220 124V125H219ZM17 126V127H14V130H12L13 128V126ZM71 126V127H74V128H72L73 130H69L71 127H68V126ZM106 125V126H105ZM140 125V126H139ZM161 125V126H160ZM201 125V126H200ZM218 125L222 128V126L221 125H223V128L224 127H226V130H227V132L226 133H228V136L231 138V137H233V140H232V138H231V140H232V142H231V140L229 139V137H228V139L226 138L225 140L227 141V142H225V140L224 139H222L221 140V142L219 141L220 140V138H219V136L218 135H215L214 133H218V130L219 129H221L220 127H218ZM228 125V126H227ZM230 125V126H229ZM232 125H234V126H232ZM239 125V126H238ZM258 125V124H257ZM256 125V126H257ZM12 126V127H11ZM20 128H19V127ZM24 126V127H25ZM62 126V125H61ZM119 126V127H118ZM163 127V128H157V127ZM178 126H179V128H178ZM195 126H196V128H197V126H199V128L200 129H202V130H200L199 128H197V131H198V133L197 132H195V133H192L193 131H195L196 130V128H195ZM217 126V127H216ZM234 128H232V127ZM258 126H260V125H258ZM23 127V129H25ZM92 127V126H91ZM131 127H133V128H131ZM143 127V128H142ZM180 127H183L182 129H185V130H183V134H182V131H179V130H182ZM188 127V128H187ZM194 127V130L192 129ZM228 127H230V129L228 128ZM16 128H19L18 129V131H17V129ZM99 128V129H98ZM140 128V129H139ZM151 128H153V129H151ZM155 128L156 129H160L161 130V132H162V129H164V134H163V132H162V134H161V132H160V130L158 131V132H156L155 131ZM218 129V130H215V132H214V130L213 129ZM259 128V127H258ZM27 129V128H26ZM25 129V130H26ZM144 129L146 130V131H144ZM151 129V132L149 131ZM187 129V130H186ZM188 129H190V130H193L192 132L190 131V130H188ZM204 129V130H203ZM230 130V132L231 133H229L228 131ZM233 129V130H232ZM247 130V131H244V130ZM250 129V130H249ZM21 131H23L22 129H20ZM28 130V131H29ZM75 130V132H73ZM96 130H97V133H96ZM103 130V131H102ZM177 130H178V132H177ZM211 130V131H210ZM263 130V129H262ZM20 131V132H21ZM28 131H26L29 135H31ZM63 131V132H62ZM101 131V132H100ZM115 131V132H114ZM184 131H185V133H184ZM186 131H187V133H186ZM189 131V132H188ZM209 131V132H208ZM217 131V132H216ZM79 134H78V133ZM153 132L155 133V135H153ZM168 132H169V134H172V135H174V138L172 137V136H169V134H168ZM191 132V133H190ZM200 132V133H199ZM240 132V133H239ZM242 132V133H241ZM248 132V133H247ZM26 133V134H27ZM62 133L64 134V135H66L67 136V138H66V136H65V140H63V137L64 136H62ZM102 133V134H101ZM108 133V134H107ZM152 133V134H151ZM160 133V134H159ZM179 135H188V136H185V140H187V142L186 141H184V143H181V140L179 141L178 139V141L179 142H177L176 141V136H178L177 134ZM202 133H204V134H206V133H208L207 134V136H205L204 134H202ZM210 133H212V135L210 134ZM243 133H244V135H245V137H243L244 135H243ZM252 133V134H251ZM175 134H176V136H175ZM190 134H191V137H190ZM194 134V135H193ZM195 134L197 135V136H195ZM200 134V135H199ZM210 134V135H209ZM230 134V135H229ZM235 134V135H234ZM240 134H241V136H240ZM254 134V135H253ZM258 135V137L255 139V137ZM72 137H74V136H76V137H74V138H72ZM74 135V136H73ZM198 135H199V137H200V139L201 138H203V139H197V140H200V142H202V145L201 144H199L198 142H197V140H196V138L198 137ZM214 135V136H213ZM263 135V136H262ZM26 137V138H24V137ZM28 136V135H27ZM81 136H82V138H81ZM195 136V137H194ZM208 136H210V137H208ZM211 136H213V138L215 139H213ZM216 136H218L217 138H215ZM236 136H239L240 138H237ZM247 136V137H246ZM259 136H260V138H259ZM5 137H7V139H5ZM31 137V136H30ZM84 137V138H83ZM86 137H87V135H86ZM170 137H172V138H170ZM182 137V136H181ZM186 137H187V139H186ZM192 137H194V138H192ZM204 137L206 138V139H208V140H206V139H204ZM249 137H250V139H249ZM71 138H72V140H71ZM180 138V137H179ZM183 138V137H182ZM235 138H237V139H235ZM242 138H245L247 141H246V143L244 142L245 140L243 139V140H241ZM248 138V139H247ZM254 138V139H253ZM89 139V142L87 141ZM181 139V138H180ZM184 139H182V140H184ZM189 139V140H188ZM210 139H211V141H210ZM217 139V140H216ZM260 140L259 142H257L258 140ZM9 140V141H8ZM81 140V141H80ZM113 140H115V141H117V142H115L114 143V141ZM191 140H193V142H194V140H195V142L196 143H191ZM203 140H204V142H203ZM206 140V141H205ZM249 140V141H248ZM251 140H253V141H251ZM255 140V141H254ZM0 141V142H1ZM208 141V142H207ZM215 141H217L216 143H212V142H215ZM218 141H219V143H218ZM237 142V144H236V142ZM262 141V142H261ZM80 144H79V143ZM84 142V143H83ZM206 142V143H205ZM230 142V143H229ZM250 142V143H249ZM251 142H252V144H251ZM257 145V143H258V145L256 146L255 145V148H257V149H255L254 148V143ZM261 142V143H260ZM6 143V142H5ZM82 143H83V145H82ZM85 143H87L89 146H91V147H88V145L86 146L85 145ZM109 143V144H110ZM190 144V146H194V144L197 146L198 144L199 145H201L200 147H199V145H198V147H190L189 146V144ZM198 143V144H197ZM221 143V144H220ZM226 143V144H225ZM228 143V144H227ZM2 144H3V141H2ZM2 144H0L1 146H3ZM63 146H62V145ZM74 144H76V145H74ZM178 144V145H177ZM180 144V145H179ZM222 144H223V147H222ZM225 144V145H224ZM230 144H231V146H230ZM245 144V145H244ZM262 144H263V146H262ZM6 145V144H5ZM188 145V146H187ZM235 145H237V147L235 146ZM1 146H0V148H1ZM8 146V145H7ZM6 146V149L8 148ZM80 146H81V148H80ZM85 146V147H84ZM99 146H100V148H99ZM185 146V147H184ZM219 148H218V147ZM231 147V148H233L234 147V151H232L231 149H229L228 147ZM233 146V147H232ZM94 147H95V153H96V156L98 155L100 158H103V161H102V159H99L98 157V159L99 160H101L102 162H103V164L105 165V167H103L104 165L103 164H101L102 165V167L103 168H105V169H103L102 171H103V174L101 173V167H100V169L98 168L99 166H98V164L100 165V163H98L97 161V158L96 159H91V156H92V153L91 152H93V150L92 149H94ZM204 147V148H203ZM61 148V149H60ZM80 148V149H79ZM86 148H89L88 150L90 151H88ZM102 148V149H101ZM187 148V150H185ZM217 148V149H216ZM226 148H227V150H226ZM239 148L241 149V148H243V151L242 150H240L239 151ZM262 150H261V149ZM82 149V150H81ZM202 149V150H201ZM220 149V150H219ZM244 149H246V150H244ZM60 150V151H59ZM83 150H84V152L85 153H82L83 152ZM92 150V151H91ZM189 150V151H188ZM194 150H197V151H195L194 152ZM217 150H218V152H217ZM229 150H231V152L229 151ZM237 150V151H236ZM87 151V152H86ZM223 151V152H222ZM224 151L226 152V153H228V155H231V153L233 154V156L230 158L231 160H232V162L231 161H227L228 163H226L225 162V160H224V158L223 157H225L226 156V153H225V156H224ZM45 152V153H44ZM57 152H58V154H57ZM191 152V153H190ZM200 152V153H199ZM229 152H230V154H229ZM235 152V153H234ZM240 154H239V153ZM263 152V153H262ZM0 153H1V149H0ZM13 153V154H12ZM74 153V154H75ZM136 153V154H135ZM196 153V154H195ZM202 153V154H201ZM56 155V157L55 158H53V155ZM84 154V155H83ZM134 154V155H133ZM143 154V155H142ZM148 154V155H147ZM191 154H195V155H191ZM200 154V155H199ZM217 154V155H216ZM221 156H220V155ZM237 155V156H235V155ZM245 154H246V156L248 155V156H250V158L252 159H250L249 158V160L245 157ZM249 154H251V155H249ZM54 155V156H55ZM93 155H95L94 153H93ZM199 155V156H198ZM218 155H219V160L218 161H214L215 160V157L217 158L218 157ZM223 155V156H222ZM227 155V156H228ZM239 155V156H238ZM240 155H242L241 157L242 158H240ZM34 156V157H33ZM52 158H51V157ZM84 156V157H83ZM139 156V157H138ZM147 157V159H149V160H147V159H145V157ZM235 156V157H234ZM28 157V159H26ZM81 157H83V158H81ZM125 157V158H124ZM152 157V158H151ZM237 157H239V158H237ZM14 158H18L17 159V162H22L21 163V166L19 167V168H17V167H15L16 165H19L20 163H15V164H12V162H13V160H14ZM34 158V159H35ZM43 158V157H42ZM41 158V159H42ZM92 158H95L94 156L92 157ZM138 158V159H137ZM141 159V161H140V159ZM142 158H143V161L145 160V162H143L142 161ZM221 158H223V160H224V164H226V165H224L225 167L222 169V167H223V163H220L221 161H220V159ZM233 158V159H232ZM16 159H15V161H16ZM33 159V161H34V163H37L36 161V159L34 160ZM41 159H39V160H41ZM91 159V161H93V170L94 171H92V165L91 166H89L90 164L88 163H86V161L88 162L89 160ZM136 159V160H135ZM218 159V158H217ZM237 159V160H236ZM19 160V161H18ZM31 160H29L28 161V163H30V162H33V161H31ZM38 160V163L40 162ZM83 160V162H81ZM95 160H96V162L98 163H95ZM105 160V161H104ZM134 162H133V161ZM236 162H234V161ZM246 162H245V161ZM263 160V161H262ZM6 161V160H5ZM10 161H11V164H10ZM24 161V162H23ZM43 161V160H42ZM90 161V163H92ZM130 161V162H129ZM132 161V162H131ZM139 161H140V163H139ZM215 162V164L216 165H214V164H211L212 162ZM239 161V162H238ZM244 161V162H243ZM252 161V162H251ZM100 162V161H99ZM123 162V163H122ZM124 162H125V164H124ZM191 164H190V163ZM213 162V163H214ZM251 162V163H250ZM255 162V163H254ZM1 163V162H0ZM28 163H26V164H28ZM107 163V164H106ZM150 163V164H149ZM160 163H162V164H160ZM187 163V164H186ZM230 163H232V164H230ZM239 163V164H238ZM247 165H246V164ZM249 163V164H248ZM2 164H0L1 166H2ZM7 164H8V166H7ZM129 164V165H128ZM137 164V165H136ZM142 164V165H141ZM149 164V165H148ZM186 164V165H185ZM190 164V165H189ZM220 164L222 165V167L220 166ZM12 165L14 166V167H12ZM88 165V166H87ZM128 165V166H127ZM165 165V166H164ZM212 165H213V167H212ZM232 165H233V167H232ZM236 165V166H235ZM251 165V166H250ZM255 165V166H254ZM1 166H0V168H1ZM58 166V165H57ZM97 166V168H95V167ZM256 166L258 167V168H256ZM9 167V168H8ZM10 167H11V170H10ZM56 167V166H55ZM54 166H53V168H52V166H51V168L53 169H49L50 171L52 170V172H54L55 174L56 173H58V174H60L61 175V177L63 178V176H62V174H64V172L60 169L59 170V167L56 169ZM89 167V168H88ZM127 167V168H126ZM188 167V168H187ZM232 167V168H231ZM255 167V168H254ZM2 168V169H3ZM14 168V169H13ZM54 168L56 169V170H54ZM110 168V172H109V170H107V169H109ZM121 168V169H120ZM5 169H6V171L8 172V174H7V172L5 171ZM13 169V170H12ZM87 169L89 170L88 172H87ZM96 169V170H95ZM113 169V170H112ZM118 171H117V170ZM256 169H257V171H256ZM79 170V171H78ZM98 170H100V172H98ZM105 170H107V171H105ZM172 170H174V173H173V171ZM229 170V171H228ZM234 170V171H233ZM50 171H48V172H50ZM113 171V172H112ZM137 171V172H136ZM172 171V172H171ZM254 171V172H253ZM263 171V172H262ZM18 172V173H17ZM23 172L25 173V174H23ZM93 172L95 173V174H93ZM112 172V176H110L109 174ZM166 172H169V173H166ZM172 174H171V173ZM231 172V173H230ZM44 173H45V175H44ZM78 173V174H77ZM99 173L101 174L100 176H99ZM128 173V174H127ZM131 173V174H130ZM144 175H142V174ZM228 173V174H227ZM232 173H233V175H232ZM254 175H256L255 173H257L258 175L257 176H254ZM262 173V174H261ZM12 173H10V175H11ZM28 174H29V172H28ZM49 174V173H48ZM48 174H46V172H43L42 174H41V176H40V178L38 177V179H36V181L37 182H40V181H43V182H41V183H45L46 184V181H47V183H48V185L50 184V185H53V182H54V186L56 187H54V186H52V187H54L56 190H54L53 192L55 193V194H57L58 195V198H59V196H60V191H59V183L61 182V181H63V182H65V181H67L68 179H67V175L65 176V174H64V179H62V180H58V181H56L57 179H59V175H57V177L58 178H55L54 177V181L52 180V178L53 177H51L50 178V180H52V184L50 183V181L48 182V179H46V178H48L47 176H49ZM171 174V175H170ZM230 174L232 175L230 178L232 179V180H230L229 179V176H230ZM250 174H252V176L250 177ZM14 175H11V177L12 176H14ZM120 175L122 176V177H120ZM188 175V176H187ZM236 175V174H235ZM2 176L0 177L1 179V181L2 180H6V179H3L2 178ZM56 176V175H55ZM92 176V177H91ZM106 177L107 178V180L106 181H110L111 182V184H107L108 182H104L105 181V179L103 180V178L102 177ZM126 176H128V178H126ZM134 179H132L131 177ZM133 176H135V177H133ZM138 176H139V178H138ZM142 176V177H141ZM187 176V177H186ZM4 177V176H3ZM8 178V179H11L12 180V178ZM15 177V176H14ZM100 177V178H99ZM104 177V178H105ZM223 177V178H222ZM257 179H256V178ZM90 178H92V179H90ZM93 178H95V182L97 181V183L99 182V181H101L100 183H102L105 187H106V194H108L109 192V190H112V188L111 189H107L108 187L110 188V185H112L115 189H116V193L114 194V196H115V198L114 199H112V202H113V200L115 201L114 203H112L113 205H115V210H114V214H113V216H117V214L119 215V214H126L127 215V219H129L130 221H132V223H133V221H135L136 220V224L134 225V223H133V227L134 226H136L135 228H136V230H135V228L133 229L132 227H130V229H129V231H128V229H127V231L125 230V229H123L124 231H121L120 229V227H118V226H112L111 224H113L115 221H113V220H116V217H114L113 218V216H112V211L111 212H109V211H106V206L108 205V204H110L111 202H109V203H107L106 202V204L107 205H105V202L102 204V205H100V203L99 202H101L102 203V200L104 199V198H106V196L104 197V192H105V187L102 185L100 188H99V186L98 187H95V185L97 184H92V185H94L93 186V188L94 189H91L92 191H90V189H88V186H90L89 188H92L91 186V183H94V179ZM96 178H97V180H96ZM124 178V179H123ZM136 178V179H135ZM137 178H138V180H137ZM226 178V179H225ZM251 178V179H250ZM14 179V178H13ZM43 179V180H42ZM56 179V180H55ZM214 179V180H213ZM255 179V180H254ZM46 180V181H45ZM65 180V181H64ZM126 180H127V182H126ZM260 180H262V181H260ZM4 181H2L3 183H4ZM13 181V180H12ZM12 181H10V180H8V182H10L11 184H12ZM55 181H56V183H55ZM211 181H212V183H211ZM232 182V184H231V182ZM234 181V182H233ZM7 181L5 182V189H6V183H8ZM58 182V183H57ZM138 182H142L141 184L140 183H138ZM78 183V184H77ZM80 183H82L81 184V186L82 187H80ZM127 183V184H126ZM211 183V184H210ZM221 183V184H220ZM0 184H1V182H0ZM1 184V185H2ZM61 184V183H60ZM83 184H85L86 186H87V191L88 192H93L90 196H87V194H85V192H87L86 191V188L84 189V186L85 185H83ZM223 184V185H222ZM14 184H12V185H9V183H8V185H7V188H8V186L9 187H11V186H13ZM75 185V186H74ZM78 185V187H80V188H78V189H80V191H83L82 189H84V191L81 193H79V190L77 189V186ZM109 185V186H108ZM210 185H212V187L210 188ZM221 185V186H220ZM232 185V186H231ZM257 185V184H256ZM85 186V187H86ZM108 186V187H107ZM111 186V187H112ZM214 186V187H213ZM142 187H145L146 188V190H145V188H143V190L144 191H147V192H144L143 193V191H142ZM1 188H3L2 186H1ZM15 188V187H14ZM13 188V189H14ZM49 188V187H48ZM82 188V189H81ZM113 188V189H114ZM16 189H17V187H16ZM30 189V187L28 188V190ZM36 189V188H35ZM35 189L33 188H31L29 191H27L26 190V188H25V191H24V189H21L20 191H24V192H22V193H25V192H27L26 194H22L20 191H19V187H18V191H19V193H20V195L22 194V195H27L25 198L28 200V198H30L31 196L29 195V194H31L32 196H33V194L35 193V195H34V197H32V198H30V199H35L36 200V202H40L42 199H39V197H41V198H45L46 197V200L48 201V202H50V205H52V203L54 202L55 204H58V200H57V198H56V200H55V197H53V195H55L54 193H53V195H52V193H51V195H52V197L54 198H51V200H50V198L49 197H47V194H46V196H44V197H42L40 194H39V196H38V192H37V190L35 191ZM53 189V188H52ZM101 189V191H98V190H100ZM7 191H14V190H12L11 188H10V190H9V188L8 189H6ZM34 190V191H33ZM51 190V188L49 189V191ZM139 190H141V193H140V191ZM217 190V189H216ZM215 190V191H216ZM223 190L224 189H222V191H221V193L223 192ZM224 190V191H225ZM113 192H114V190H112ZM139 191V192H138ZM219 191V192H220ZM12 192H10L11 193V195H14V196H12V197H14L13 199H15L16 198V196H18L17 197V199H18V201H19V199H22V197L24 198V196H20L19 195V193L18 192H16V190L14 191L15 192V194H14V192L12 193ZM78 192V193H77ZM208 192H209V195H208V197H207V195H206V193L208 194ZM264 192V191H263ZM72 193V194H73ZM84 193V194H83ZM145 193H147V194H145ZM193 193V194H192ZM224 193V192H223ZM71 194V195H72ZM81 194V195H80ZM94 194V195H93ZM97 194V195H96ZM105 194V195H106ZM117 194V195H116ZM133 194V195H132ZM139 194H142V195H139ZM190 194H192L193 196H191V198H190ZM205 195V196H202V195ZM1 196H0V225L2 226V230H3V232H1L0 233V235H2V236H0V239L1 240H3L2 242H4V241H6V243L4 244L5 246L11 241V238H12V236L14 235V237L12 238L13 240L11 241V243H10V246L12 247L13 245V243H14V246H13V248H11L9 245H7L8 247H10V249L13 251V250H15V249H17L18 251H16L15 250V252H19L18 254L17 253H14V251H13V253L14 254H16V256L17 255H19L21 252V255H19V256H22L23 254L24 255H32V254H35L34 252H37V251H39V252H41V251H43V252H41V255H40V253L38 252L37 254H39L40 256H42V254H44L41 258H43V259H45L44 258V256L45 257H47V262L49 261V262H51V260H52V264H65V261H66V264H68V263H71V262H69V260H71V258L69 259V258H65L66 256H64V254H65V252H66V250H64L63 251V249H62V252L59 250L60 248H62V245L58 242L59 241V239H57V236L58 235H60V234H57V236L54 234V236H53V234H52V236L50 235H48V238H47V240H51L50 241V244L48 243V241L44 238V241L46 240L47 242L46 243H48L49 245H45L46 243H44L43 244V242L44 241H42V239L43 238H39V240L40 241H42L41 243H40V241H37L36 239H37V236H35L34 238V240L33 239H31V238H29L30 237V235L29 234H31V235H36V234H33V233H28V232H26L25 230H23V232L21 231L20 232V230H17V233H16V236H15V233L13 232V229L14 228H17V227H15V226H13L12 225V223L10 222V219H9V217H8V215H7V213L5 212V210H2V209H4V207L3 206H5L4 204H3V199H4V195H2V194H0ZM86 195V196H85ZM89 195V194H88ZM109 195V194H108ZM152 196V197H146V196ZM188 195V196H187ZM196 195V196H195ZM197 195H198V198H196L197 197ZM2 196H3V198H2ZM30 196V197H29ZM48 196H50L49 194H48ZM56 196V195H55ZM104 197L103 199H102V197ZM118 196V197H117ZM137 196H139V197H137ZM183 196V198L185 197L186 199L187 198H189L188 199V201L187 200H185V198L184 199H182L181 197ZM187 196V197H186ZM51 197V196H50ZM86 197H89V198H86ZM116 197H117V199H116ZM201 197V198H200ZM24 198V199H25ZM49 198V199H48ZM108 198V197H107ZM106 198V199H107ZM17 199H15L16 200V202H18L17 201ZM29 199V200H30ZM82 199V200H81ZM85 201H84V200ZM91 199L93 200V202L91 201ZM102 199V200H101ZM144 199V200H143ZM152 199V200H151ZM180 199H182V200H180ZM198 199H202V202H200L201 203V205L197 202L198 201ZM35 200H31L32 202L33 201H35ZM40 200V201H39ZM45 200V201H46ZM63 202H65V200L64 199H59V204H61V202L62 201ZM96 200H99L98 202L96 201ZM107 200H109V199H107ZM187 201V202H185V201ZM194 200V201H193ZM196 200V201H195ZM199 200V201H200ZM23 201V199L21 200V202ZM82 201V202H81ZM106 201V200H105ZM143 201V202H142ZM145 201V202H144ZM181 201H184V202H182L181 203ZM2 202V203H1ZM21 202H18V203H21ZM47 202V204L46 205H48L49 206V203ZM92 202V203H91ZM197 202V203H196ZM38 203H33V205L35 206V207H37L39 204ZM46 203V202H45ZM91 203V204H90ZM97 203H99L98 205L100 206H98L97 205ZM187 203L189 204V206H191L190 208L192 209V207H196V209L199 207V205H200V209L198 210H196V209H194V210H196V211H194V210H191L190 209V213H189V210H188V213H189V215H192L191 216V218L190 217H188V214L186 213L187 211H185L186 210V208L188 209V205H187ZM196 203V204H195ZM24 203L22 202V204H19V205H21L20 207H22V205H23ZM55 204H53L54 206H57V205H55ZM62 204H64V203H62ZM88 204L90 205V206H88ZM182 204H184V206L182 205ZM199 204V205H198ZM3 205V206H2ZM7 205V204H6ZM37 205V206H36ZM196 205H198V207L196 206ZM97 206H98V208H97ZM102 206V207H101ZM181 206H183V208L181 207ZM186 206V207H185ZM202 206V207H201ZM83 207V208H82ZM122 207V209H120V208ZM123 207L124 208H128V210H126V209H123ZM161 207H163L162 209H161ZM178 207H179V209L181 208L182 210L181 211H179V209H178ZM92 208V207H91ZM117 208H119V210L117 211ZM98 209V210H97ZM165 209V210H164ZM122 212H121V211ZM123 210H125L124 212H123ZM163 210V211H162ZM2 211V212H1ZM127 211V212H126ZM182 211H183V213H182ZM185 211V212H184ZM199 211V212H198ZM93 212V213H94ZM117 214H116V213ZM201 212V213H200ZM71 213H73V212H71ZM99 213V215H97L99 218L100 217H103L102 216V214H101V212H98ZM128 213V214H127ZM130 213V214H129ZM166 213V214H165ZM185 213L187 214V216H185ZM200 213V214H199ZM73 214H76L75 212L73 213ZM97 213H95V215H96ZM116 214V215H115ZM132 214V215H131ZM135 214V215H134ZM180 214L182 215L181 217H180ZM79 215H80V217H79ZM78 216L76 215V217H79V218H75V220H78L79 219V221H80V219L82 220H84V218H82L81 217V214H79ZM101 215V216H100ZM129 215V216H128ZM163 215V216H162ZM171 215V216H170ZM197 215V216H196ZM199 215V216H198ZM71 216V215H70ZM70 216H68V218H70ZM132 216V217H131ZM196 216V217H195ZM97 217V218H98ZM129 217V218H128ZM131 217V218H130ZM135 217V218H134ZM137 217V218H136ZM161 217L162 218H164L165 220H166V223H165V220L163 219H161ZM166 217H168V218H166ZM194 218V220H193V218ZM201 219H200V218ZM98 218V219H99ZM110 218H111V220H110ZM113 218V219H112ZM135 220H134V219ZM181 218H182V221H181ZM97 219V223H99V228L98 227H96V229L98 230V229H100V227L102 228V226L104 225H101V222H100V219L98 220ZM139 219V220H138ZM177 219V220H176ZM185 219V220H184ZM187 219V220H186ZM198 219H199V222H198ZM262 219H264V217L262 218ZM58 220V219H57ZM74 220V221H75ZM183 220L185 221L184 223H183ZM60 221V220H59ZM74 221H73V223H74ZM117 221V220H116ZM163 221V222H162ZM139 222H141V225L139 224ZM142 222H144L143 224H142ZM171 222V223H170ZM102 223H104V222H102ZM109 225H108V224ZM146 223V225H144ZM147 223H148V225L149 226H147ZM164 225H166V226H164ZM139 225V226H138ZM161 225H163V228H165V229H163V228H161ZM178 225V226H177ZM181 226V228H179L180 226ZM193 225V224H192ZM196 225V226H197ZM144 226V229L142 228L141 229V227H143ZM169 226V227H168ZM184 226V227H183ZM199 226H197L198 228H200ZM5 227V228H4ZM150 227V228H149ZM173 227H174V229H173ZM179 228L178 229V233H176V229L177 228ZM138 228H140V229H138ZM170 228V229H169ZM172 228V229H171ZM5 229V230H4ZM71 226H70V228L68 227V231L67 230H65V233H63V235H61V236H63V238H64V241L67 239V237H68V239L65 241V243H63V244H67V246H68V244H70V242H69V240H72V238L71 237H73L74 235H71L72 234V232H71ZM96 229H94L95 230V232H96ZM116 229V230H115ZM133 229V230H132ZM137 229H138V231H137ZM7 230V231H6ZM133 232H132V231ZM140 230H142V232L140 231ZM144 230V231H143ZM153 230V231H152ZM164 230H165V232H164ZM175 230V231H174ZM198 229H196V231H197ZM200 230V229H199ZM5 231V232H4ZM9 231H11V232H9ZM14 231L16 232V230L14 229ZM18 231L21 233V235L18 233ZM82 231H83V234H82ZM93 231V229L92 230H90V231H84V230H80V233L81 234H78L79 236H81V238H82V241L84 242V240H86V244L84 243L83 244V242H82V245H85V247H86V249L89 251L88 252V255H91L90 257H92V254L91 253H94V251H95V247H96V245L98 244V234H95V235H97V237H95V235H94V231ZM121 231V232H120ZM126 231V232H125ZM147 231V232H146ZM152 231V232H151ZM176 233H174V232ZM183 231V230H182ZM263 231H264V227H263ZM26 232V233H25ZM37 232V231H36ZM35 231H34V233H36ZM69 232H71L70 234H69ZM90 232H92L91 234H90ZM114 232V233H115ZM129 232H131V233H129ZM163 232V233H162ZM7 233V234H6ZM10 233L12 234V235H10ZM66 233L67 234H69V236L68 235H66ZM129 233V235H127V234ZM141 233V234H140ZM149 233V235H147L146 236V234H148ZM166 233V234H165ZM167 233H169V235L167 234ZM18 234H19V236H18ZM27 234H28V236H27ZM40 234V233H39ZM47 234H49V233H46V234H44L43 236H45V235H47ZM51 234V233H50ZM86 234V235H85ZM171 234H173L172 236H170ZM4 235H5V238H4ZM6 235H7V237L8 236H11L10 237V239H9V237L7 238L6 237ZM41 235V234H40ZM143 235V236H142ZM153 235V236H152ZM192 235H193V237H192ZM261 235V234H260ZM18 236V237H17ZM60 236V237H61ZM66 238H65V237ZM78 236V237H79ZM85 236V237H84ZM86 236L88 237L87 239L89 240H87L86 239ZM90 236H91V238H90ZM117 236V237H116ZM138 236V237H137ZM142 236V237H141ZM147 237V238H144V237ZM150 236H152V237H150ZM176 236V237H175ZM190 236L192 237H190V239H188L187 241H185V240H183L185 243L183 244L182 242V244H183V246L185 247V246H187V249H186V247H185V250L186 251H191V253H193L194 252V255L195 254H198L199 253V251H197L196 250V248H195V246L193 247V244L195 245V243H194V233H191L190 234ZM21 239H20V238ZM24 237H26V238H24ZM39 237V236H38ZM46 237V236H45ZM53 237V238H52ZM56 237V238H55ZM122 237V238H121ZM140 237H141V239L142 238H144V239H142L143 240V242H141L142 240L140 239ZM162 237V238H161ZM259 237V236H258ZM257 237V238H258ZM261 237H263V235H261ZM20 239L19 241L20 242H22V244L20 245V242L17 240V241H15L14 239ZM23 238H24V240H23ZM29 238V239H28ZM33 238V237H32ZM52 238V239H51ZM54 238L57 240H55V242H53L54 241ZM59 238V237H58ZM62 238V237H61ZM61 238H60V242H61ZM71 238V239H70ZM97 238V239H96ZM139 238V239H138ZM153 238V240L151 241L150 240V243H152V244H150L149 243V239H152ZM159 238L162 240V241H165V239H166V242H167V244L166 245H168L169 247L167 248L166 247V245L161 241V240H159ZM84 239V240H83ZM94 241H93V240ZM168 239V240H167ZM262 239V238H261ZM0 240V241H1ZM7 240H9L8 242H7ZM23 240V241H22ZM26 240V241H25ZM32 240V241H31ZM53 240V241H52ZM98 240V241H97ZM147 241V243H146V241ZM173 240V241H172ZM255 240H257V239H255ZM254 240V241H255ZM259 238H258V243H259ZM14 241V242H13ZM25 241V242H24ZM28 241V242H27ZM30 241V242H29ZM97 241V244L95 243ZM105 241V240H104ZM141 242V245H143V244H146L147 245V247H149V245H151V246H154V244H155V246L154 247H150V249H152V250H150V252L148 251V252H146V250H148V248L146 249V248H143L142 246L140 247V242ZM154 241V242H153ZM162 243H161V242ZM172 241V242H171ZM189 241H192L191 243L189 242ZM257 241H255L256 242V244H257ZM17 242L19 243L18 245H17ZM33 242V243H32ZM52 242V243H51ZM58 242V243H57ZM145 242V243H144ZM254 242V243H255ZM16 243V244H15ZM23 243H25V245L23 244ZM28 245H27V244ZM42 244L41 246H40V244ZM102 243H103V241H102ZM138 243V244H137ZM143 243V244H142ZM188 243V244H187ZM29 244H31V245H29ZM37 244V245H36ZM39 244V245H38ZM52 244H54V245H56L55 247H54V245H52ZM58 244H60V246L58 245ZM95 244V245H94ZM119 244V245H118ZM121 244H123V245H121ZM157 244L160 246L159 248H157L158 246H157ZM161 244L162 245H164V246H161ZM87 245V246H86ZM89 245V246H88ZM94 246V248H93V246ZM191 245V246H190ZM0 246H2L1 245V242H0ZM21 246V247H20ZM30 246V247H29ZM33 246V247H32ZM36 246V247H35ZM46 248V249H44V247ZM50 246H52V248L50 247ZM60 247V248H58L57 249V247ZM70 246V245H69ZM92 246V247H91ZM123 246V248H125ZM139 246V247H138ZM89 247V248H88ZM133 249H132V248ZM158 249H156V248ZM189 247H190V249H189ZM29 248H30V250H29ZM37 248V249H36ZM47 248H48V250H47ZM51 248V249H50ZM154 248V249H153ZM162 248V249H161ZM164 248V249H163ZM169 248H171V249H169ZM193 248V249H192ZM20 249V250H19ZM27 249H28V251H27ZM38 249H40V250H38ZM130 249H131V251H130ZM138 249V250H137ZM143 249V250H142ZM145 249V250H144ZM155 249H156V252H155ZM181 249V248H180ZM24 250H26V252H28V253H26ZM35 250H37V251H35ZM56 254V255H58V256H55V254L52 252V251ZM57 252H55V251ZM94 250V251H93ZM132 250H135V251H132ZM141 250V251H140ZM161 250V252H159ZM182 250V249H181ZM34 251V252H33ZM154 251V252H153ZM48 252V253H47ZM60 252V253H59ZM64 252V253H63ZM159 252V253H158ZM48 255H47V254ZM61 253H63V254H61ZM90 253V254H89ZM148 253H150V255L148 254ZM178 253V254H177ZM52 254H54V256L52 255ZM60 254V255H59ZM67 254V253H66ZM65 254V255H66ZM145 254V255H144ZM154 254V255H153ZM62 255V256H61ZM158 255H161V256H159L158 257ZM167 255V256H166ZM176 255V256H175ZM199 255V254H198ZM194 256V258L196 259L195 261L197 262H199L198 264H200V261H199V259L201 258L200 257V255L199 256ZM150 256H152V257H150ZM163 256H166L165 258L163 257ZM169 256V257H168ZM50 257V258H49ZM52 257H53V259H52ZM58 257V258H57ZM89 257V256H88ZM89 257V258H90ZM161 257V258H160ZM164 259H163V258ZM60 258V259H59ZM64 258V259H63ZM89 258H87L86 259V264H87V262H89V264L91 263V264H93L94 262H92L91 260H95L94 259V257H92L93 259H91V260H88ZM55 259V260H54ZM59 259V260H58ZM64 260V262L62 261V260ZM69 259V260H68ZM149 259V260H148ZM160 259V260H159ZM163 259V260H162ZM198 259V260H197ZM53 260H54V262H53ZM57 260V261H56ZM159 260V261H158ZM162 260V261H161ZM45 261H46V259H45ZM57 263H56V262ZM164 261V262H163ZM49 262H48V264H49ZM63 262V263H62ZM68 262V263H67ZM96 262V261H95ZM95 264V263H94ZM229 264V263H228Z\"/></svg>",
  "mask_w": 264,
  "mask_h": 264
},
{
  "label": "bare ground",
  "instance_id": "bare-ground-1",
  "mask_svg": "<svg viewBox=\"0 0 264 264\" xmlns=\"http://www.w3.org/2000/svg\"><path fill=\"white\" fill-rule=\"evenodd\" d=\"M6 1V0H5ZM19 2V0H16V2ZM22 1V3H19L18 5L19 6H21L20 8H19V11H20V13L24 16H22L20 13V15H18V16H16L14 13H15V11L13 10V8H12V10H11V3L10 4H7V3H5V4H7V5H10V7H9V10H11V12H12V14H14L16 17H17V19L20 21L21 19H22V17L23 18H25V20L24 21H20V23H19V28H20V26H21V24H22V27L24 26V27H27V25L28 24H30V26H31V29L34 27V30L33 31H35V29H38V26L40 27L41 25H43L42 23H39L38 22V26H36V23H35V21H37V18H35V15H34V13H35V9H32L33 7H31L30 6V2L28 3V0H21ZM42 1V0H41ZM47 1V0H46ZM60 1V0H59ZM58 0H57V2H59ZM68 1V0H67ZM150 2L149 3H151L152 2V6L153 5H155L156 7H158L159 5H162V3H163V1L164 0H149ZM167 1V0H166ZM201 0H199L198 2H200ZM202 1H204V0H202ZM201 1V2H202ZM206 1V0H205ZM205 1L203 2V3H205ZM209 1V0H208ZM212 1H215V0H212ZM211 1V2H212ZM224 1V0H223ZM232 1H234V0H232ZM237 2H235V4H233V3H231V4H227L226 6H225V8H224V12H222L223 14H224V16L226 15V16H228V17H226L224 20H225V22H226V24H225V26H224V29H225V32L224 33H222L223 34V36H224V40H222V45H223V48L225 47V52L224 53H226V54H224V55H226V58L225 59H223L222 58V61L221 62H223L222 64H218V65H224V66H226V67H228L231 71H232V73H231V75L233 74V76H235V75H240V77H241V80H242V77H243V81H244V85H248V90H250V89H253V88H251V84L253 83V79H252V77H255V76H252L250 73H252V71L251 70H256V68L258 69L259 67H258V65H259V62H258V60H260V62H261V60H263L262 58L261 59H257V61L255 62L256 64H257V62H258V64L257 65H255L254 63V69L252 68L253 67V65H250V64H245L244 65V63H243V60L245 61L246 59H242L244 56H242V54H244L245 55V57H247V59L249 58V59H256L258 56H261V55H263V53L262 54H259V52L261 53V51H259V47H258V43H260V42H258L257 41V44L254 42V40L256 41V39L258 40V38H256V36L258 35L257 34V32L258 33H260L261 34V37H263L264 38V27H259L260 26V24H258L259 26H256L255 25V22H254V20H253V16L255 15V14H259L261 11H262V13L264 12V7H263V5H264V0H236ZM15 2V3H16ZM17 2V3H18ZM37 2H40V1H37ZM51 2L52 3H54L52 0H51ZM107 2H108V0H107ZM112 1H110V3H111ZM210 2V3H211ZM13 3H14V1H13ZM12 3V4H13ZM16 3V4H17ZM62 2H59V8H61V6H60V4H61ZM63 3L65 4V6H66V4L67 3H65L64 1H63ZM109 3V2H108ZM154 3V4H153ZM165 4H166V2H164ZM164 3H163V5H164ZM168 3V2H167ZM215 3H217V2H215ZM261 4L260 6L259 5H257V4ZM1 4H3V2H1ZM16 4H13L14 6L16 5ZM42 6H40V8L39 7H37L36 9L39 11V12H41V11H44V9H45V6H47V5H45L46 4V2L44 3V5H43V2L42 3H40ZM48 4V3H47ZM57 4H55V5H57ZM263 4V5H262ZM18 5H16V6H18ZM50 5V3L48 4V6ZM111 5V4H110ZM113 5V4H112ZM117 5V4H116ZM158 5V6H157ZM162 5V6H163ZM192 5V4H191ZM205 5V4H204ZM233 5H235V6H233ZM238 5V6H237ZM5 6V5H4ZM15 6V7H16ZM36 6V5H35ZM53 6V5H52ZM63 6V5H62ZM155 6H153L154 8H155ZM162 6H160V7H158V9L159 8H161V9H159V11L161 12V13H158V10H157V13H158V17H159V19H157L158 21H159V23L160 22H162L161 24H166L167 23V25H170L171 26V23L175 20H173V21H171L170 20V18L172 17V15L170 16V14H169V11L168 10H170L169 8H167L168 10H166V8H163L162 9ZM165 6V5H164ZM163 6V7H164ZM3 7V6H2ZM50 7V6H49ZM57 7V6H56ZM64 7V6H63ZM62 7V8H63ZM110 7V6H109ZM194 7H195V5H194ZM193 7V9H195ZM221 7V6H220ZM231 7L233 8V7H235V8H233V10L231 9ZM263 7V8H262ZM35 8V7H34ZM61 8V9H62ZM1 9H3V8H1ZM69 9V8H68ZM191 9V8H190ZM231 9V10H230ZM4 10V9H3ZM8 10V11H9ZM31 10H33V11H31ZM59 10V9H58ZM64 10V9H63ZM63 10H60L61 11V13H62V11ZM5 11V10H4ZM59 11V12H60ZM65 12H67L68 13V11H66V10H64ZM171 11V10H170ZM3 12V11H2ZM10 12V13H11ZM45 12V11H44ZM50 12V11H49ZM72 12V11H71ZM173 11H171V13H172ZM221 12V11H220ZM4 13V12H3ZM43 13V12H42ZM61 13H59V14H61ZM95 13V12H94ZM199 17H200V19H203L204 18V14H203V12H195ZM209 13V12H208ZM18 14V13H17ZM36 14H38V13H36ZM48 14V13H47ZM51 14V13H50ZM49 14V15H50ZM73 14H76V13H73ZM124 14H125V12H124ZM160 14H162V16L160 15ZM173 14V13H172ZM189 14H190V12H189ZM221 14V13H220ZM2 15V14H1ZM1 15H0V17H1ZM13 15V16H14ZM45 15V14H44ZM62 15H63V17H64V15H66V14H63L62 13ZM161 17H160V16ZM196 15V16H197ZM209 15V14H208ZM229 15H233L232 17H229ZM260 15V14H259ZM262 15V14H261ZM264 15V14H263ZM6 16V15H5ZM31 16L33 17V18H31ZM39 16V14L37 15V17ZM43 16V15H42ZM68 16H69V14H68ZM67 15H66V17H65V19L67 20V17H68ZM79 16H81V15H79ZM110 16V15H109ZM135 16V15H134ZM235 16V17H234ZM2 17H3V15H2ZM62 17V16H61ZM62 17V18H63ZM74 17H78V16H74ZM104 17H106V16H104ZM138 17H140V16H138ZM144 17V16H143ZM174 17H176V16H174ZM173 17V18H174ZM210 17H211V15H210ZM234 17V18H233ZM236 17H238V18H236ZM261 17V16H260ZM40 18V17H39ZM42 18V17H41ZM49 18V17H48ZM57 18V17H56ZM70 18V17H69ZM68 18V19H69ZM109 18V17H108ZM126 18H127V16H126ZM160 18L162 19V20H160ZM213 18V17H212ZM227 18H228V20H227ZM233 19V20H236V22L235 21H233V22H235V23H237L238 24V30H241L242 28H244L243 26H242V23L244 22V21H246V22H244V24L246 23H248V25L250 24V22H252V24H253V22H254V25L256 26H254V25H252V24H250L251 26H249V28L247 27V26H245L247 29H245V32H243L244 30H241V31H236L235 29H236V27L235 26H237L236 24H235V26L233 27V22H231V19ZM3 18H1V20H2ZM16 19V18H15ZM14 19V20H15ZM34 19H35V21H34ZM57 19H59V18H57ZM78 19H80L79 17H78ZM90 19V18H89ZM106 19V18H105ZM116 19V18H115ZM118 19H120V18H118ZM147 19H148V17H147ZM188 19H190V18H188ZM194 19V18H193ZM197 19V18H196ZM199 19V18H198ZM263 19H264V17H263ZM13 20V21H14ZM56 20V19H55ZM66 20H64V21H66ZM71 20V19H70ZM77 20V19H76ZM76 20H74L75 22H73V24L75 25H78V26H73V27H71V31H70V39H68L67 37H65V33L64 34H61L59 37H61L62 38V35H63V37H65V38H67V39H65L66 40V42L68 41V43H66L65 41H62V43H61V38H57V35H55V33H53L54 35H55V37L53 36V34H51V32H49L51 35L49 36V34H48V36H49V39H58L57 41L60 43H58L60 46L58 47V46H56V49H57V47H58V49H60L61 50V52L63 51V55H64V52H66V53H68V54H66L65 53V55H64V57L61 59L62 61H63V63H66L67 65H69L71 68L70 69H73L74 70V74H73V70H72V73L71 74H73L74 75V77H73V75H71L72 76V78L74 79L75 77L79 80H75L74 82L77 84V85H80L81 86V84L82 85H84V86H81V87H86L85 89H88V91L90 92V93H92V94H98L97 92L100 90V82H101V80L100 79H97L96 81H98V84H99V86H96V84H94V82L95 83H97L96 81H93V80H95L94 78L92 79V81L90 80V78L88 79L87 78V71H86V76H85V73H83L82 71H84L83 70V68L81 69V62L79 61L80 59H81V57H79V56H75L77 53L76 52H74V53H72L71 55H70V53L68 52L69 50L70 51H77V52H79V54H86V53H88V51L90 52V48H91V46H90V44H88V43H90V42H86V41H83V43H82V39H81V37H83V36H80L81 34H80V30H83V28L85 27V25H84V23H82V22H80L79 20V22H77ZM107 20V19H106ZM109 20H111V19H109ZM171 22H170V21ZM259 20V19H258ZM12 21V23H9L10 24V28H12V30H13V28H14V31L13 32H15L16 34H17V37H18V33L17 32H19L18 30H19V28H17V26H16V24H14L15 22H13ZM47 21V20H46ZM59 21V20H58ZM73 21V20H72ZM72 21H71V23H72ZM114 21V20H113ZM127 21V20H126ZM129 21V20H128ZM139 21V20H138ZM192 21V20H191ZM190 21V22H191ZM195 21V20H194ZM204 21V20H203ZM260 22H261V20H259ZM32 22H34L35 24V26H32ZM41 22V21H40ZM69 23L70 21H66L65 23ZM104 22V21H103ZM129 22H131V21H129ZM174 22H176V21H174ZM173 22V24H174V27L177 29V31H178V33L180 34V35H182L181 37H183L184 36V38L186 37L187 38V40H189V39H192V38H195V37H193L192 35H195V36H198V35H196L197 33H194V34H189V32H190V30H191V32H194V29L192 28V29H188L189 30V32H187L186 31V28H184L183 26H186V25H183L182 26V24L180 25V24H177V22L176 23H174ZM201 22V21H200ZM207 22V21H206ZM58 23V22H57ZM64 23V24H65ZM78 23V24H77ZM107 23V22H106ZM109 23H110V21H109ZM112 23V22H111ZM117 23V22H116ZM143 23V22H142ZM179 23V22H178ZM181 23V22H180ZM205 23V22H204ZM208 23V22H207ZM4 24V22L3 23H1L0 25H3ZM16 26H14V25ZM25 24V25H24ZM41 24V25H40ZM127 24V23H126ZM146 24V23H145ZM172 24V25H173ZM188 24V23H187ZM190 24V23H189ZM193 24V23H192ZM194 24H195V22H194ZM216 24V23H215ZM230 24L232 25V26H230ZM245 24V25H246ZM11 25L13 26V27H11ZM69 25H70V23H69ZM125 25V24H124ZM240 25V26H239ZM4 26V25H3ZM3 26H1L2 28H4ZM29 26V25H28ZM56 26V25H55ZM114 26V25H113ZM123 26V25H122ZM136 26V25H135ZM148 26V25H147ZM190 26V25H189ZM200 26V25H199ZM223 26V25H222ZM262 26H263V23H262ZM22 27H21V30H23L22 29ZM36 27V28H35ZM43 26H41L40 28V30H41V32H36V34L37 33H41V34H39V35H43L42 36V39L43 38H47L46 37V34H44V32H46L45 30H44V27L42 28ZM81 27H83L82 29H80ZM144 26H142V28H143ZM168 27V26H167ZM188 27V26H187ZM195 27V26H194ZM201 27V26H200ZM234 28V30L237 32V34L236 35H239L238 34V32H242V33H244V34H241L240 33V35H243V37L245 38V41H241V39H240V37L239 36H237V38H238V40H239V42H237V41H234V43L236 44H234L233 42V44H234V48L233 47H231V45H230V39L232 38V33H231V30H233V29H230V28ZM251 27H254V28H251ZM257 27H259L258 28V30H257ZM2 28L0 29V30H2ZM15 28H17L16 30H15ZM30 28V27H29ZM28 28V29H29ZM46 28V27H45ZM48 28V27H47ZM52 28V27H51ZM54 28H57V27H54ZM54 28H53V30H54ZM67 28V27H66ZM141 28V29H142ZM171 28V27H170ZM173 28V27H172ZM174 28V30L173 29H170V30H173L174 31V33H177V32H175V29ZM202 28H203V26H202ZM217 28V27H216ZM241 28V29H240ZM25 29V28H24ZM27 29V28H26ZM30 29V30H31ZM50 29V28H49ZM146 29V28H145ZM199 29V28H198ZM222 29H223V27H222ZM256 29V30H255ZM6 29H3L2 30V32L0 31V55H1V57L3 56V55H7V53L8 54H10L9 56H10V61H14V57L13 58H11V53L9 52V51H7V44H8V42H7V39H5L6 38V36H7V32L5 31ZM20 30V31H21ZM48 30V29H47ZM53 30H50V31H53ZM56 31H58L57 29H55ZM62 30V29H61ZM137 30V29H136ZM205 30V29H204ZM218 30V29H217ZM233 30V31H234ZM3 31H4V34H3ZM33 31H30V34H31V32H33ZM37 31V30H36ZM95 31V30H94ZM143 31V30H142ZM197 31H199V30H197ZM201 31V30H200ZM211 31V30H210ZM215 31V30H214ZM219 31V30H218ZM5 32H6V34H5ZM64 32V31H63ZM140 32V31H139ZM146 32H147V30H146ZM145 32V30H144V33H143V38H144V34L146 33ZM169 32H172V31H169ZM27 33V32H26ZM61 33V32H60ZM200 33V32H199ZM205 33V32H204ZM221 33V32H220ZM56 34H59V33H57L56 32ZM148 34V33H147ZM171 34H173V33H171ZM179 34H178V36H179ZM201 34V33H200ZM213 34H214V32H213ZM217 34V33H216ZM235 34V33H234ZM259 34V35H260ZM6 35V36H5ZM24 34H21V36L19 35V38H18V42H19V39H23V40H25L24 38H22V36H23ZM28 36H29V33L27 34ZM45 35V36H44ZM95 35V34H94ZM141 35H142V33H141ZM215 35V34H214ZM232 35V36H231ZM258 35V36H259ZM5 36V37H4ZM25 36V35H24ZM66 36H68V35H66ZM92 36V35H91ZM174 36H175V34H174ZM192 36V38H190V37ZM222 36V37H223ZM30 37H31V35H30ZM39 37H41V36H39ZM51 37V38H50ZM53 37V38H52ZM146 37H147V35H146ZM180 37V36H179ZM199 37V36H198ZM204 37V36H203ZM206 37V36H205ZM209 37V36H208ZM214 37V36H213ZM217 37H219V36H217ZM242 37V38H243ZM260 37V36H259ZM149 38V37H148ZM186 38H185V40H183L184 42L185 41H187L186 40ZM215 38V40H217L216 42H218L219 40L218 39H220V38H218V39H216V37H214ZM237 38H234L233 37V39H237ZM254 38H256V39H254ZM32 38H30V44H32L33 42H32V40H31ZM88 39V38H87ZM91 39V38H90ZM200 39V38H199ZM203 39V38H202ZM208 39V38H207ZM212 39V38H211ZM232 39V40H233ZM4 40H6L5 42H4ZM26 40H27V38H26ZM92 40H93V38H92ZM146 40V39H145ZM151 40H152V38L150 39V43H151ZM193 40V39H192ZM206 40V39H205ZM214 40V39H213ZM47 41V40H46ZM89 41H91V40H89ZM147 41V40H146ZM195 41H196V39H195ZM207 41V40H206ZM260 41V40H259ZM148 43H149V41H147ZM181 42V41H180ZM189 42H192V41H189ZM210 42V41H209ZM213 42V41H212ZM210 43L209 45H211V46H215V44H213V43ZM215 41H214V43H216ZM225 42V43H224ZM230 42V43H229ZM241 42L243 43V44H241ZM20 43V42H19ZM49 43H50V40H49ZM54 43H55V41H54ZM54 43H52V41H51V46H54ZM93 43V42H92ZM91 43V44H92ZM143 44H145V42H142ZM179 43V42H178ZM186 43V42H185ZM188 43V42H187ZM201 43V42H200ZM202 43H204V42H202ZM207 43V42H206ZM206 43H205V45H206ZM219 43V42H218ZM245 43V44H244ZM21 44V43H20ZM24 44H27V43H25V42H23V44H21L20 46H22L23 47V45ZM30 44L28 43V45H27V48L25 49V50H23L24 49V47L26 46V45H24V47H23V52H21V54L19 55L20 57V59H22L21 57H23V59L22 60H24V59H26V60H24V63L25 64H27V61H29L28 63H30V60H33V62H36L37 60L38 61H40V58H44V56H43V54L41 55V53H43V52H41L39 49L37 50V51H40L39 53H40V57H39V53H38V58L39 59H37L36 61H35V59H34V57L32 56V53H31V55H29V53L33 50L32 49V46H30ZM53 44V45H52ZM55 44H57V42L55 43ZM213 44V45H212ZM219 44H221V43H219ZM218 44V46L220 47V45ZM224 44H225V46H224ZM248 44V45H247ZM261 44V43H260ZM6 45V46H5ZM97 45H98V43H97ZM230 45V49H229V46ZM93 46H95V45H93L92 44V47ZM99 46V45H98ZM144 46H146V45H144ZM147 46H148V44H147ZM188 46V45H187ZM210 46V47H211ZM213 46V47H214ZM250 47V48H248V47ZM263 46V45H262ZM9 48H8V50H10V46H8ZM47 47V46H46ZM55 47V46H54ZM52 48V49H54L55 50V48ZM97 47V46H96ZM216 47V46H215ZM222 47V46H221ZM148 48H149V46H148ZM151 48V47H150ZM187 48V47H186ZM218 48V47H217ZM216 48V49H217ZM233 48V49H232ZM249 50H248V49ZM32 49V50H31ZM108 49V48H107ZM142 49H144V47L142 48ZM210 49V48H209ZM246 49L249 51V52H247V53H250V57H249V55L248 56H246ZM261 49V48H260ZM263 49V48H262ZM97 50V49H96ZM102 50V49H101ZM146 50H148V51H150V49H147V48H145L144 49V53L146 52ZM205 50H206V47H205ZM213 50V49H212ZM215 50V49H214ZM221 50H223V49H221ZM7 51V52H6ZM57 51H59V50H57ZM141 51H143V50H141ZM147 51V52H148ZM259 51V52H258ZM100 52V51H99ZM108 52V51H107ZM191 52H192V50H191ZM207 52H208V49H207ZM211 52V51H210ZM209 52V53H210ZM217 52H219L220 54H221V52H220V49H219V51H217ZM263 52V51H262ZM23 53H24V55H23ZM109 53V52H108ZM193 53H194V51H193ZM223 53V52H222ZM231 53H233L234 55V57L232 56V58H230V54ZM197 54V53H196ZM200 54V53H199ZM203 54V53H202ZM217 54L218 53H216V54H213V55H215V56H217ZM259 54V55H258ZM5 55V56H6ZM88 55V54H87ZM93 55V54H92ZM147 55V54H146ZM151 55V54H150ZM219 55V54H218ZM222 55V54H221ZM221 55H219V56H221ZM4 56V57H5ZM8 56V57H9ZM26 56H28V58H26ZM33 58H32V57ZM42 56V57H41ZM69 56V57H68ZM70 56H73V57H70ZM75 56V57H74ZM86 56V55H85ZM100 56V55H99ZM98 56V57H99ZM194 56V55H193ZM215 56H214V59H215ZM240 56H242V58H240ZM80 58V59H78V58ZM199 57V56H198ZM201 57V56H200ZM223 57V56H222ZM262 57V56H261ZM7 58V57H6ZM30 58V59H29ZM94 58V59H93ZM97 57H91V56H88V69L90 70L91 68H92V70L91 71H93V72H96V70H97V67L96 66H98V62H100V61H98V59H96ZM102 58V57H101ZM106 58V57H105ZM203 58V57H202ZM201 58V59H202ZM205 59H206V57H204ZM210 58V57H209ZM259 58V57H258ZM204 59V60H205ZM213 59V58H212ZM217 59H219V57H217ZM221 59V58H220ZM220 59H219V62H220ZM16 60V59H15ZM22 60H20V61H22ZM102 60H104V59H101V61ZM19 60H18V57H17V62H18ZM18 62V63H22V62ZM37 61V62H38ZM51 61H53V60H51ZM51 61H49L48 60V62H46V60H43V62L42 61H40L41 62V64L43 63V67H45V65H44V62H45V64L47 63V65H48V67H46V69H48L49 70V68L51 69L53 66V68L55 69V70H57V73L59 74V70L58 69H56L57 68V64H55V62H53V64L52 63H49V62H51ZM81 61H82V59H81ZM87 61V60H86ZM194 61V60H193ZM196 61H200V60H196ZM195 61V62H196ZM83 62V61H82ZM104 62H106V61H104ZM103 62V63H104ZM202 62V61H201ZM201 62H196V63H198V64H202ZM209 62V61H208ZM212 62H213V60H212ZM248 61H246V63H247ZM251 62V61H250ZM11 63V62H10ZM49 63V64H48ZM206 63H207V61H206ZM211 63V62H210ZM252 63V62H251ZM25 64H22L21 66H20V68H19V70L21 69V67L23 66V67H25L24 69H23V67H22V69H23V73H22V71H19L18 69H15V66H14V63H13V66H11L7 61L6 62H4V61H0V75L1 74H3V76H5V77H7L8 78V80L10 81V82H12V84L14 85H9L10 83H9V81L8 80H6V81H0V106H1V104H2V106H1V108L3 107V108H5L4 107V105L6 104V103H10V101L8 100L9 99V94H16V90H13V87H15V85H17V84H20V86H23L24 88H26V87H29V86H35V85H33L34 83H33V81L34 82H36L35 80L37 79H39L37 76H36V78H32L34 75H37L38 73H39V71H38V73H36V74H34V71L32 70V63H30L29 65H25ZM40 64V63H39ZM51 64V65H50ZM83 64V63H82ZM87 64V63H86ZM86 64H83L82 66H84V68H85V65ZM261 65H263L262 63H260ZM18 65V64H17ZM31 65V66H30ZM35 65V64H34ZM46 65V66H47ZM61 65H64V67L66 66L65 64H62L61 63ZM103 65V64H102ZM207 64H204L203 63V65H201V67H200V73H197L198 75L200 74V76L202 77V80H205L206 79V81L204 82L203 81V83H205L204 84V86H206V83L208 84L207 85V88L208 87H210L211 88V90H213L214 92H215V95L219 98V97H226V98H231V96L228 94V96H227V91H229L230 90V87L232 86V85H230V80H228L229 82L228 83H225V81L224 82H220V84H217L216 83V80H214L213 79V77H214V75H213V77L211 76V75H208V73H210V71L208 70V68H207V66H206ZM208 65H209V63H208ZM260 65V66H261ZM29 67V69H26V67ZM91 66V68H89ZM195 66H198V65H195ZM211 66H212V64H211ZM214 66H216V65H214ZM223 66V67H224ZM243 66H245V67H247V69H248V71L246 70V68H245V71H247V75L245 74L244 75V73H245V71H243ZM14 67V68H13ZM18 67H19V65H18ZM56 67V68H55ZM63 67V66H62ZM67 67V66H66ZM208 67H210V65L208 66ZM213 67V66H212ZM96 68V69H95ZM193 68H194V66H193ZM199 68V67H198ZM233 70H232V69ZM250 68V69H249ZM263 68H264V66H263ZM14 69V70H13ZM21 69V70H22ZM27 71H26V70ZM54 69H52V71H53V73H54ZM178 69V68H177ZM215 69V68H214ZM218 69H219V67H218ZM221 70H225V69H222V68H220ZM261 68H259V70H260ZM28 70H30V71H28ZM102 70V69H101ZM180 70V69H179ZM217 70V69H216ZM255 70H254V73H255ZM24 71H25V73H24ZM32 71H33V74H32ZM91 71H89V73H91ZM98 71V70H97ZM115 71V70H114ZM198 71V70H197ZM28 73V74H27ZM43 70H42V75H43ZM52 73V74H53ZM55 73H56V71H55ZM54 73V74H55ZM88 73V74H89ZM98 73H100V71H98ZM106 73H107V71H106ZM212 73H216V71H211V74ZM224 73H225V71H224ZM226 73H227V71H226ZM225 73V74H226ZM257 73H258V70L256 71V74H254V75H257ZM27 74V75H26ZM32 74V75H31ZM40 74H41V71H40ZM40 74H39V76H40ZM47 73L45 72V75H46ZM54 74H53V76H51V78L54 80ZM61 74V73H60ZM58 75L57 77H56V75H55V77L57 78V80H59V81H55V83L54 84H52V85H54V87L55 86H57L56 88H57V91L59 90H61V89H63V90H61V91H63V92H65V93H67V94H69L72 90H70L69 89V84L67 85V83L69 82V81H67L66 79H65V76L64 75ZM104 74H105V71H104ZM113 74H115V73H113ZM112 74V75H113ZM220 74V70H219V73H218V75ZM223 74V73H222ZM259 74V73H258ZM30 75L32 76L31 78L33 79H30V78H27V77H30ZM44 75V76H45ZM65 75H66V73H65ZM93 75H94V73H93ZM93 75H91L92 77H93ZM98 75V74H97ZM101 75V74H100ZM130 75V74H129ZM216 75V74H215ZM61 76H63L64 77V81H62L63 80V77H62V80H60L61 78ZM90 76V75H89ZM95 76V75H94ZM200 76H199V78H200ZM221 76V75H220ZM219 76V77H220ZM4 77V78H5ZM35 77V76H34ZM42 77V78H41ZM40 78L42 79V81H41V85H43L44 84V88H46L47 87V83H46V81L47 82H50L49 84H51V82L53 83L54 81L50 78V79H47V80H45L46 79V77H47V75L45 76V77H43V76H41ZM99 76H97L96 78H98ZM111 77V76H110ZM219 77H218V79H219ZM223 77H224V75H223ZM222 77V78H223ZM228 77V76H227ZM236 77V76H235ZM45 78V79H44ZM60 78V79H59ZM104 78V77H103ZM112 78V77H111ZM129 78V77H128ZM198 78V77H197ZM234 78V77H233ZM259 78V77H258ZM35 79V80H34ZM229 79H230V75H229ZM260 79H261V81H262V78L260 77ZM259 79V80H260ZM0 80H3V78H2V75H1V78H0ZM66 80V81H65ZM100 80V81H99ZM110 79H108V81H109ZM131 80V79H130ZM38 81H40V80H38ZM44 81V82H43ZM102 81H104V80H102ZM105 81H107V80H105ZM121 81V80H120ZM188 81V80H187ZM231 81H232V79H231ZM235 82H236V80H234ZM238 81V80H237ZM256 81V80H255ZM260 81V82H261ZM42 82H43V84H42ZM57 82H59V83H57ZM63 82L65 83V84H63ZM79 82H81V83H78ZM111 82V81H110ZM233 82V81H232ZM260 82H259V84H260ZM37 83V82H36ZM35 83V84H36ZM57 83V84H56ZM106 83H108V82H106ZM105 83V84H106ZM119 83V82H118ZM202 83V84H203ZM225 83V84H224ZM238 83V82H237ZM236 83V84H237ZM242 83V82H241ZM258 83V82H257ZM56 84V85H55ZM58 84H63V85H67V87L66 86H60V85H58ZM97 84V85H98ZM135 84V83H134ZM139 84V83H138ZM180 84V83H179ZM186 84V83H185ZM199 84H201V83H199ZM229 84V85H228ZM240 83H238L237 84V86L238 87H236V90H234L233 88H231V89H233V91L235 92V94H236V98L235 97H233V98H235V99H230V101L228 102V104H230V105H228L227 104V102H226V104H225V101L223 102V100H221L222 101V103H224L225 105H228V106H230V107H228L227 106V108H229L230 109V111L231 112H233V113H235V114H231V116L232 115H235V118H236V120L238 119V120H241V123H240V128L242 129H244V127H246V129H247V127L248 128H250L251 130L253 129V130H255V129H258V130H260V131H258V133L257 134H263L264 133V95H263V92H264V90H262V94H260L261 92H260V90L258 91V92H260V93H257V90H256V87H257V84H254V85H256L255 86V91H256V94L254 93V95L253 96H251L250 95V93H249V96H245L243 93H241L240 92V88H242L240 85H239ZM94 85H95V87H94ZM102 85H104V83L102 84ZM101 85V86H102ZM122 85V84H121ZM126 85V84H125ZM262 85V84H261ZM10 86H12L11 88H10ZM46 86V87H45ZM58 86H60V87H58ZM80 86H78V87H80ZM112 86V85H111ZM117 86V85H116ZM129 86V85H128ZM133 86V85H132ZM184 86V85H183ZM230 86V87H229ZM236 86V85H235ZM62 87V88H61ZM80 87V88H81ZM106 87V86H105ZM109 87H110V85H109ZM166 87V86H165ZM188 87V86H187ZM55 88V89H56ZM58 88H60V89H58ZM64 88H66V89H68V90H65ZM111 88V87H110ZM113 88V87H112ZM115 88V87H114ZM120 88V87H119ZM118 88V89H119ZM127 88V87H126ZM136 89H137V87H135ZM261 88V86L259 87V89ZM263 88V87H262ZM261 88V89H262ZM47 89V88H46ZM104 89V88H103ZM131 89V88H130ZM188 89V88H187ZM243 89H244V86H243ZM70 90V92H68ZM117 90V89H116ZM120 90V89H119ZM124 90V89H123ZM128 90V89H127ZM2 91H5L4 92V94L3 93H1ZM7 91H9L8 93H7ZM58 91V92H59ZM87 91V92H88ZM179 91V90H178ZM210 91V90H209ZM213 91H210L211 93L213 92ZM231 91V90H230ZM229 91V92H230ZM233 91H231V92H233ZM253 91V90H252ZM72 92H74V94H77V92L76 91H72ZM71 92V95H74L73 93ZM76 92V93H75ZM113 92H115V91H113ZM112 92V93H113ZM119 92H121L122 93V91L120 90ZM129 92H131V91H129ZM183 92V91H182ZM234 92L232 93V94H234ZM246 92V91H245ZM244 92V93H245ZM18 93V92H17ZM126 93V92H125ZM147 93H148V91H147ZM11 94V95H12ZM81 93H79L78 95H74V96H71L70 94H69V99L68 100H70V97H71V101L75 98V97H80L81 95H80ZM114 94V93H113ZM128 94V93H127ZM246 94V93H245ZM5 95V96H4ZM16 95H18V94H16ZM89 95V94H88ZM87 95V96H88ZM121 95V94H120ZM124 95V94H123ZM142 95V94H141ZM83 96V95H82ZM81 96V98H80V101H79V98L78 99H76L75 98V100H73V103H72V109H73V106H75L76 107V110H78V112L77 111H71V109H69L68 108V106L67 105H70V101L68 102V104H66V105H64V104H62L61 106L60 105H58V106H60V108L59 109H57V110H59V111H61L62 113L64 112H66V114L67 115H63V117H65V119H63V117H61L63 120H64V122H63V120H62V122H59V124L60 123H62V124H60L59 126L60 127H58L59 128V130L61 131V130H63L62 128H64V124L66 123L65 122V120L66 121H68L69 123L70 122H72L71 124H73V125H71V126H74V127H79V125H80V127L78 128V130H80V128H81V131H85V133H84V131H83V136L86 134L87 135V137H86V135L83 137L84 139H86V138H88V136H89V139L91 138V140H90V142H89V139L87 140L88 142H89V144L92 146L93 144L92 143H94V145L97 143V144H99V142H100V146L102 147V148H104V146H105V148L104 149H106L107 148V146H109V145H111V137H113V139H114V136H112L111 135V137L109 136V135H106V133H105V135L104 134H102V136H99V135H95V131L93 130V125H91L90 124V121L89 120H91V119H89L90 118V116L88 117V115L87 114H85V115H87V117L88 118H84L83 116H84V113L83 112H85V110L83 111V112H81L82 111V108H83V106L85 105V102H83V103H81L82 101H85L84 99L85 98H83ZM96 96V95H95ZM131 96V95H130ZM130 96H129V98H130ZM163 96V95H162ZM211 96H213V93L211 94ZM27 97V96H26ZM74 97V98H73ZM93 97H94V95H93ZM98 97V96H97ZM138 97V96H137ZM155 97V96H154ZM214 97V96H213ZM223 97H222V99H223ZM5 98H6V101H5ZM45 98V97H44ZM101 98V97H100ZM99 98V99H100ZM128 98V97H127ZM131 98H132V100H133V95L131 96ZM130 98V99H131ZM167 98V97H166ZM190 98V97H189ZM212 98V97H211ZM46 99V98H45ZM44 99V100H45ZM94 99V98H93ZM120 99V98H119ZM118 99V100H119ZM152 99V98H151ZM170 99V98H169ZM225 99V98H224ZM228 99H226V100H228ZM28 100V99H27ZM76 100H78V103H76V104H74L75 102H76ZM92 100V99H91ZM95 100V99H94ZM124 100V99H123ZM125 100H127L126 98H125ZM131 100V101H132ZM148 100H150V99H148ZM156 100V99H155ZM180 100V99H179ZM220 100V99H219ZM6 103H5V102ZM122 100H120L119 102H121ZM130 101V102H131ZM140 101V100H139ZM145 101V100H144ZM143 101V102H144ZM201 101V100H200ZM213 101V100H212ZM32 102V101H31ZM44 102H46L47 103V101H44ZM96 102V101H95ZM99 102V101H98ZM127 102V101H126ZM125 101H123V103H126ZM141 102H142V100H141ZM159 102V101H158ZM198 102V101H197ZM220 102V101H219ZM218 102V103H219ZM3 103H4V105H3ZM36 103V105L35 106H37V108L40 110L41 108L39 107L40 105H41V103H42V105H45L43 102H39V104L37 103V101H35L33 104H35ZM59 103V102H58ZM67 103V102H66ZM152 103V102H151ZM29 104H30V102H29ZM50 104V103H49ZM49 104H47L48 106H49ZM60 104V103H59ZM74 104V105H73ZM80 104L81 105H83V106H81L80 107ZM93 104H94V102H93ZM101 104V103H100ZM113 104V103H112ZM131 104H132V102H131ZM145 104V103H144ZM158 104V103H157ZM161 104V103H160ZM170 104V103H169ZM195 104H196V102H195ZM197 104H199V103H197ZM221 104V103H220ZM224 104H222V105H224ZM8 105H13V103L11 104H8ZM30 105H32V104H30ZM41 105V107H43ZM64 105V107H62ZM77 105H79L78 107H80V108H78L77 109ZM127 105V104H126ZM130 105V104H129ZM147 105V104H146ZM217 105H219V104H216V106ZM221 105V106H222ZM33 106V105H32ZM55 106V105H54ZM97 106H98V104H97ZM122 106V105H121ZM132 106V105H131ZM151 106V105H150ZM153 106V105H152ZM164 106V105H163ZM169 106V105H168ZM216 106H215V108H216ZM220 106V105H219ZM219 106H217V107H219ZM221 106L219 107L220 109H221ZM11 107H13V108H10L9 110L7 109V108H5V109H3L2 110V112L4 111V110H6V111H8L7 112V115H10V117L11 118H13V119H16V124L17 125H19L20 127L21 126H25L24 124H23V122H20L21 120L19 119V115H20V113H22V112H20V108H18L17 106L15 107V105H13V106H11ZM14 107L15 108H18V109H14ZM66 107H67V110H66ZM99 107V106H98ZM123 107V106H122ZM126 107H128V106H126ZM63 108V109H62ZM95 108V107H94ZM159 108V107H158ZM244 108V109H243ZM13 109V110H12ZM56 109V108H55ZM60 109H62V110H60ZM70 110V113L68 114V112H69V110ZM75 109V108H74ZM79 109H81V111L79 110ZM98 109V108H97ZM100 109V108H99ZM123 109V108H122ZM148 109V108H147ZM163 109V108H162ZM229 109L227 110V112L229 111ZM18 110V114L19 115H17V113H16V111ZM56 110V111H57ZM66 110V111H65ZM90 110V109H89ZM88 110V111H89ZM128 110V109H127ZM135 110H136V108H135ZM138 110V109H137ZM145 110V109H144ZM143 110V111H144ZM217 110H219L218 108H217ZM244 110V111H243ZM1 111V110H0ZM55 111V110H54ZM56 111H55V113H56ZM126 111V110H125ZM1 112V113H2ZM71 112H72V114L74 113V112H77V115L75 116V114L73 115V117H75V118H77L78 119V121L77 120H75V119H72V120H74V121H77L76 123H73L74 121H72V120H70L69 119V117H68V115L70 116L71 115ZM129 112H132V111H129ZM161 112V111H160ZM217 112V111H216ZM4 113V112H3ZM3 113H2V117L0 116V119L1 118H3ZM51 113L52 114H55L53 111H52V109H51ZM57 113H58V111H57ZM60 113V112H59ZM61 113V114H62ZM80 113V114H79ZM90 113V111L88 112V114ZM98 113V112H97ZM128 113V112H127ZM145 113V112H144ZM61 114H59V116L61 115ZM105 114V113H104ZM116 114V113H115ZM93 115V114H92ZM145 115H146V113H145ZM151 115V114H150ZM158 115V114H157ZM62 116V115H61ZM66 116H67V118H66ZM144 116V115H143ZM9 116H7V119H8V121L10 120V122L12 123V120L13 119H11ZM56 117H58L57 116V114H56ZM71 117V116H70ZM73 117H71V118H73ZM137 117H138V114H137ZM158 117V116H157ZM160 117V116H159ZM214 117V116H213ZM225 117V116H224ZM226 117H228V116H226ZM230 117V116H229ZM252 117H254V119L255 120H253L254 122H252V120H251V122L249 121ZM5 118V117H4ZM4 118L2 119L4 122H6L5 120H4ZM18 118V119H17ZM98 118V117H97ZM96 118V119H97ZM147 118V117H146ZM169 118V117H168ZM234 118V117H233ZM234 118V119H235ZM6 119V118H5ZM70 121H69V120ZM89 119V120H88ZM141 119V118H140ZM190 119V118H189ZM215 119H216V116H215ZM230 119V118H229ZM19 122H18V121ZM89 122H88V121ZM94 120H95V118H94ZM110 120V119H109ZM158 120V119H157ZM156 120V121H157ZM166 120V119H165ZM173 120V119H172ZM176 120V119H175ZM235 120V121H236ZM237 120V121H238ZM1 121V120H0ZM143 121V120H142ZM147 121V120H146ZM228 121V120H227ZM229 121H231V122H234V120L232 121V119H230ZM228 121V122H229ZM2 122V121H1ZM92 122H93V118H92ZM139 122V121H138ZM174 122V121H173ZM213 122H215V120L213 121ZM250 122V123H249ZM3 123V122H2ZM19 123V124H18ZM69 123H67V125L69 124ZM140 123V122H139ZM152 123H155L154 121H152ZM201 123H202V121H201ZM230 123V122H229ZM14 124H15V122H14ZM21 124H23V125H21ZM79 124V125H78ZM149 124V123H148ZM147 124V125H148ZM178 124V123H177ZM176 124V125H177ZM185 125H186V123H184ZM202 124H204V123H202ZM201 124V125H202ZM216 124V123H215ZM214 124V125H215ZM237 123H234V125H236ZM241 124H243V126L244 127H241ZM260 125V126H258V125ZM12 125V124H11ZM62 125V126H61ZM68 126V127H71V126ZM141 125V124H140ZM139 125V126H140ZM174 125V124H173ZM200 125V126H201ZM220 125V124H219ZM218 125V127H220ZM226 125V123L224 124V126ZM234 125H232V126H234ZM257 125V126H256ZM18 126V127H19ZM92 126V127H91ZM106 126V125H105ZM144 126H146V124H143V127ZM161 126V125H160ZM222 126V128L221 129H213L214 130V132H215V130H218V133H214L215 135H218L219 136V138H220V142H221V140L222 139H228V133H226L227 132V130H226V127H224L223 128V125H221ZM228 126V125H227ZM230 126V125H229ZM231 126V127H232ZM239 126V125H238ZM12 127V126H11ZM14 127H17L16 125L15 126H13L12 128V130H14ZM19 127V128H20ZM23 127L22 128H20V129H22L23 131H21L19 128H16L17 129V131H18V129H19V133H25V135H26V137L27 138H29V139H26L27 140V142H29V143H31L30 141H32V134H33V131L31 132L29 129H31L32 130V127H31V125H28L27 127L25 126L24 128L26 129H23ZM30 127V128H29ZM62 127V128H61ZM74 127H71L69 130H73L72 128H74ZM119 127V126H118ZM142 127V128H143ZM150 127H155V125L154 124H149L148 126H146V128L147 129H149ZM157 127V126H156ZM217 127V126H216ZM259 127V128H258ZM29 128V129H28ZM66 128V130H63L64 132L66 131H68L67 130V126L65 127ZM131 128H133V127H131ZM157 128H163V127H157ZM178 128H179V126H178ZM181 129L183 128V127H180ZM188 128V127H187ZM195 128H196V126H195ZM197 128H199V126H197ZM197 128H196V130L195 131H193L194 130V127L192 128L193 130H190V129H188V130H190L192 133H195V132H197L198 133V131H197ZM229 129H230V127H228ZM233 128V127H232ZM75 129V128H74ZM83 129V130H82ZM99 129V128H98ZM140 129V128H139ZM151 129H153V128H151ZM151 129L149 130L150 132H151ZM160 129H156L155 128V131L156 132H158ZM200 129V128H199ZM228 129V130H229ZM234 129V128H233ZM232 129V130H233ZM244 130V131H247V130ZM249 129V130H250ZM263 129V130H262ZM30 132H29V131ZM183 130H185V129H182V130H179V131H182V134H183ZM187 130V129H186ZM200 130H202V129H200ZM204 130V129H203ZM21 131V132H20ZM26 131H28L31 135H29ZM62 131V132H63ZM103 131V130H102ZM144 131H146L145 129H144ZM211 131V130H210ZM68 132H70L71 133V131H68ZM73 132H75V130L73 131ZM101 132V131H100ZM115 132V131H114ZM160 132H161V130H160ZM162 132H163V134H164V129H162ZM162 132H161V134H162ZM177 132H178V130H177ZM189 132V131H188ZM190 132V133H191ZM209 132V131H208ZM217 132V131H216ZM229 133H231L230 132V130L228 131ZM27 133V134H26ZM78 133V132H77ZM96 133H97V130H96ZM184 133H185V131H184ZM186 133H187V131H186ZM200 133V132H199ZM240 133V132H239ZM242 133V132H241ZM248 133V132H247ZM22 134V135H23ZM79 134V133H78ZM108 134V133H107ZM152 134V133H151ZM160 134V133H159ZM168 134H169V132H168ZM177 134V133H176ZM176 134H175V136H176ZM178 135V136H176V141L177 142H179L180 140H181V143H184V141H186L187 142V140H185L184 138H185V136H188L187 134L185 135ZM202 134H204V133H202ZM207 134L208 133H206V134H204L205 136H207ZM211 135H212V133H210ZM209 134V135H210ZM252 134V133H251ZM256 134V135H257ZM259 134V135H260ZM28 135V136H27ZM153 135H155V133L153 132ZM194 135V134H193ZM200 135V134H199ZM199 135H198V137L196 138V140L199 138L200 139V137H199ZM230 135V134H229ZM235 135V134H234ZM243 135H244V133H243ZM254 135V134H253ZM31 136V137H30ZM62 136H64L63 137V140H65V136L66 135H64L63 133H62ZM71 136V135H70ZM74 136V135H73ZM169 136H172L173 138H174V135H172V134H169ZM183 138H182V137ZM195 136H197L196 134H195ZM194 136V137H195ZM214 136V135H213ZM213 136H211L212 138H213ZM218 136H216L215 138H217ZM240 136H241V134H240ZM263 136V135H262ZM24 137V136H23ZM26 137H24V138H26ZM72 137V136H71ZM74 137H76V136H74ZM74 137H72V138H74ZM172 137H170V138H172ZM181 139H180V138ZM190 137H191V134H190ZM194 137H192V138H194ZM208 137H210V136H208ZM237 138H240L239 136H236ZM243 137H245V135L243 136ZM247 137V136H246ZM258 137V135L255 137V139ZM66 138H67V136H66ZM72 138H71V140H72ZM81 138H82V136H81ZM232 138V140H233V137H231ZM231 138L229 137V139L231 140ZM237 138H235V139H237ZM259 138H260V136H259ZM5 139H7V137H5ZM68 139H69V137H68ZM68 139H66L63 143V148L61 149V152H59L60 154L59 155H57L58 154V152H57V157H56V155L54 156L53 155V158H55V159H49L50 161H48V162H46L47 161V159H48V157L49 156H46L47 158H46V161H44L45 160V156H43V155H46V153L45 154H43V152H41V154H40V156H41V158H39V159H41V160H39V159H37V158H35L34 156V158L37 160L36 162L37 163H34V161H33V159L34 158H32V160H31V157L32 156H30V159H28V157L26 158V159H28L27 160V162L26 163H28V161L29 160H31V161H33V162H30V163H28V164H24V165H27V168L25 169V166H21V163L20 162H17V159L16 158H14V160H13V162H12V164H15L16 162L17 163H20L19 165H14L15 167H17V168H19L20 166L22 167V169H21V171L23 170V167H24V170H25V172L26 171H28L29 172V174H28V172H27V175L29 176L28 177V179H24V177L22 176V178L21 177H18V174H20V172L17 174V176H16V174L14 175L13 173L14 172H16L15 170L14 171H10V173H12L11 175H14V176H12L11 177V175H10V173H9V175L8 176H10L11 178H12V180L11 179H8V178H10V177H7V179H6V176L5 175H3L2 176V174L4 173L3 171H4V168H6V167H4L3 168V165L4 164H2V162H4V163H6L7 161H9V160H12V159H10L12 156L11 155H9V154H7L8 152H6V150L8 151V150H10L11 152H12V147H11V145L10 144H7L8 142L5 140V142H4V140H2L3 141V144H2V141H1V139H0V144H2L3 146H1V153H0V164H2V166H1V168H0V170L3 172L2 174H1V176H2V178L3 179H6L5 181L4 180H2V181H4V183L0 180V182H1V184L3 183L4 185H5V182L7 181L8 182V180H10V181H12V184H14L13 186H11V187H9L8 186V188H9V190H10V188L12 189V190H16V192H18L19 193V191L21 190V189H24V191H25V188H26V190L27 191H29L31 188L33 189H35V191L37 190V194H38V196H39V194L42 196V197H44V196H46V194H47V197H49L50 198V200H51V198H53V197H55V200H56V198H57V200H58V204H55L54 202L52 203V205H50V202H48L47 200H46V197L43 199V198H41V197H39V199H42L39 203L38 202H36V200L35 199H30V198H32V197H34V195H35V193L33 194V196L31 195V194H29L30 196V198H28V200L26 199L28 196V194L25 196V195H22V194H26L27 192H25V193H22V192H24V191H20L22 194L20 195V193H19V195L20 196H24V198L22 197V199H23V205H22V207H20L21 205H19V204H22V202H21V200L22 199H19V201H18V199H17V197L18 196H16V198L15 199H17V201L18 202H21V203H18V202H16V200L15 199H13L14 197H12V196H14V195H11V193L10 192H12V191H7L6 189H8L7 188V185H8V183H9V185H12L10 182H8V183H6L7 185H6V189H5V186L2 184H0V194H2V195H4V199H3V204L5 205V206H3L4 207V209H2V210H5V212L7 213V215H8V217H9V219H10V222L12 223V225L13 226H15V227H17V228H14L15 230H16V232L14 231V229H13V232L15 233V236H16V233H17V230H20V232L22 231L23 232V230H25L26 232H28V233H33V234H36V235H31V234H29L30 235V237L29 238H31V239H35L34 237L35 236H37V241H40L39 240V238L41 237V238H43L42 239V241H44V238L47 240V238H48V235L50 236H52V234L54 233H56L55 235L57 236V234H60V235H58L57 236V239H59V243L62 245V248H60L59 246H60V244H58L59 246L57 247V249L58 248H60L59 250L62 252V249H63V251L64 250H66V252H65V254H64V256H66L65 258L67 259V258H71V260H69V262H71V263H68V264H86L85 262H86V259L87 258H89L91 255H88V250L86 249V247H85V245H82V238H81V236H79L78 234H81L80 233V230H84V231H90V230H92L93 229V231H94V235L95 234H98V237H97V235H95V237H97L98 238V244H97V241L95 242L97 245H96V247H95V251H94V253H91L92 254V257H94V259L95 260H91V259H93L92 257H90L88 260H91L92 262H94L95 264H138L139 262H137V260H139V259H137V257L134 255V253L133 254H130V252H129V250H126V249H128V248H126L123 244H121V245H123L125 248H123V246L121 247V250L119 251V252H117V250L115 249V246L117 245L116 244V242H115V238H114V234H121V233H118L117 231L115 232L114 231V228H112L111 226H108L107 227V225L105 226V222H108L109 223V221H108V219H107V221H102V218H106V217H104L103 215V213H102V209H101V211H99L98 209V211H92L93 210V208L94 209H96V207H94L96 204H95V198H94V202H93V200L91 199V201L93 202V204H94V206H93V204L90 206L89 204H88V206H90V210H88L89 208L88 207H86V206H84L85 205V203H89V201H85L84 199V201H85V203L83 204V203H81L82 204V206H84V208L86 207V208H88L87 210H85V209H83L84 211H82V209H81V204H80V201H77V203H73V199L71 198L73 195H74V189H76L75 187H73V181H76V180H72L73 178H74V172H75V174H76V172L77 171H75V169H77L76 168V166L75 165H78V164H76V163H78L77 162V160H76V158H75V160H74V157H76L77 155H76V153H75V147H73L72 145H71V143H74V142H72L71 141V143H70V141L68 142V143H65ZM179 141H178V140ZM182 139H184V140H182ZM186 139H187V137H186ZM201 139H203V138H201ZM200 139V140H201ZM204 139H206L205 137H204ZM209 139V138H208ZM208 139H206V140H208ZM214 139V138H213ZM245 140L244 142L246 143V139L245 138H242L241 140ZM248 139V138H247ZM249 139H250V137H249ZM254 139V138H253ZM189 140V139H188ZM200 140H197V142L199 143L200 142ZM205 140V141H206ZM215 140V139H214ZM217 140V139H216ZM232 140H231V142H232ZM258 140V139H257ZM9 141V140H8ZM81 141V140H80ZM114 141V143L115 142H117V141H115V140H113ZM210 141H211V139H210ZM219 141H218V143H219ZM228 141V140H227ZM226 140H225V142H227ZM249 141V140H248ZM251 141H253V140H251ZM255 141V140H254ZM260 140H258L257 142H259ZM92 142V143H91ZM203 142H204V140H203ZM208 142V141H207ZM217 141H215V142H212V143H216ZM236 142V141H235ZM262 142V141H261ZM260 142V143H261ZM76 143V142H75ZM79 143V142H78ZM84 143V142H83ZM83 143H82V145H83ZM110 143V144H109ZM191 143H196L195 142V140H194V142H193V140H191ZM197 143V144H198ZM206 143V142H205ZM230 143V142H229ZM250 143V142H249ZM254 143V142H253ZM6 144V145H5ZM80 144V143H79ZM189 144V143H188ZM199 144H201L202 145V142H200ZM198 144V145H199ZM221 144V143H220ZM226 144V143H225ZM224 144V145H225ZM228 144V143H227ZM236 144H237V142H236ZM251 144H252V142H251ZM8 145V146H7ZM74 145H76V144H74ZM85 145L87 146L88 144L87 143H85ZM178 145V144H177ZM180 145V144H179ZM198 145L196 146L195 144H194V146L195 147H198ZM201 145H199V147L201 146ZM245 145V144H244ZM255 143H254V148H255ZM257 145H258V143H257ZM256 145V146H257ZM6 146L8 147L7 149H6ZM91 146H89L88 145V147H91ZM100 146H99V148H100ZM188 146V145H187ZM189 146H190V144H189ZM193 146V145H192ZM192 146H190V147H192ZM193 146V147H194ZM230 146H231V144H230ZM228 147L229 149H233L232 151H234V147L233 148H231V147ZM236 147H237V145H235ZM259 146V145H258ZM262 146H263V144H262ZM9 147H11V148H9ZM85 147V146H84ZM93 147V146H92ZM91 147V148H92ZM185 147V146H184ZM218 147V146H217ZM222 147H223V144H222ZM80 148H81V146H80ZM79 148V149H80ZM101 148V149H102ZM201 148V147H200ZM204 148V147H203ZM219 148V147H218ZM75 149V150H74ZM87 150L89 149V148H86ZM217 149V148H216ZM255 149H257V148H255ZM261 149V148H260ZM82 150V149H81ZM93 150V152H91L92 153V156H91V159H96L97 157L99 158V159H102V161H103V158H100L98 155L96 156V151H95V147H94V149H92ZM91 150V151H92ZM185 150H187V148L185 149ZM202 150V149H201ZM220 150V149H219ZM226 150H227V148H226ZM231 150H229L230 152H231ZM240 150H242L243 151V148H239V151ZM244 150H246V149H244ZM262 150V149H261ZM60 151V150H59ZM89 151V150H88ZM189 151V150H188ZM195 151H197V150H194V152ZM237 151V150H236ZM87 152V151H86ZM90 152V151H89ZM217 152H218V150H217ZM223 152V151H222ZM230 152H229V154H230ZM264 152V151H263ZM262 152V153H263ZM75 153V154H74ZM82 153H85L84 152V150H83V152ZM93 153L95 154V155H93ZM191 153V152H190ZM200 153V152H199ZM225 151H224V156H225ZM235 153V152H234ZM239 153V152H238ZM13 154V153H12ZM136 154V153H135ZM196 154V153H195ZM195 154H191V155H195ZM202 154V153H201ZM240 154V153H239ZM76 155V156H75ZM84 155V154H83ZM134 155V154H133ZM143 155V154H142ZM148 155V154H147ZM200 155V154H199ZM198 155V156H199ZM217 155V154H216ZM220 155V154H219ZM219 155H218V159L215 157V160L214 161H218L219 160ZM228 153H226V156L225 157H223L224 158V160H225V162L226 163H228L229 161H231L232 162V160L230 159L232 156H233V154L231 153V155H228ZM235 155V154H234ZM249 155H251V154H249ZM95 157V158H92V157ZM221 156V155H220ZM223 156V155H222ZM235 156H237V155H235ZM234 156V157H235ZM239 156V155H238ZM242 155H240V158H242L241 157ZM8 157H9V160H8ZM51 157V156H50ZM78 157V156H77ZM84 157V156H83ZM83 157H81V158H83ZM139 157V156H138ZM145 157V156H144ZM245 157L249 160V158H250V156H246V154H245ZM13 158V157H12ZM52 158V157H51ZM97 158V162L98 163H100V165L96 162V160H95V163H97L98 164V168L100 169V167H101V173L103 174V169H105L106 167H105V163L103 164V162L101 161V160H99ZM125 158V157H124ZM152 158V157H151ZM223 158H221L220 159V163H223L224 162V160H223ZM237 158H239V157H237ZM263 159H264V157H262ZM15 159H16V161H15ZM34 159V160H35ZM91 159L87 162L86 161V163L88 164H90L89 166H91L92 164H93V161H91ZM138 159V158H137ZM140 159V158H139ZM145 159H147V157H145ZM233 159V158H232ZM251 159V158H250ZM6 160V161H5ZM38 160L40 161L39 163H38ZM43 160V161H42ZM136 160V159H135ZM147 160H149V159H147ZM229 160V161H228ZM237 160V159H236ZM252 160V159H251ZM19 161V160H18ZM75 161H76V163H75ZM90 161L92 162V163H90ZM100 161V162H99ZM105 161V160H104ZM133 161V160H132ZM131 161V162H132ZM140 161H141V159H140ZM140 161H139V163H140ZM142 161H143V158H142ZM213 161V162H214ZM228 161V162H227ZM234 161V160H233ZM245 161V160H244ZM243 161V162H244ZM250 161V160H249ZM263 161V160H262ZM24 162V161H23ZM81 162H83V160L81 161ZM130 162V161H129ZM134 162V161H133ZM143 162H145V160L143 161ZM211 163V164H214V165H216L215 164V162L214 163ZM224 162V163H225ZM235 162V161H234ZM239 162V161H238ZM246 162V161H245ZM252 162V161H251ZM250 162V163H251ZM123 163V162H122ZM190 163V162H189ZM223 163V167H222V165L220 164V166L222 167V169L225 167L224 165H226V164H224ZM233 163V162H232ZM232 163H230V164H232ZM236 163V162H235ZM255 163V162H254ZM10 164H11V161H10ZM101 164H103L104 166L103 167H105V168H103L102 167V165ZM107 164V163H106ZM124 164H125V162H124ZM150 164V163H149ZM148 164V165H149ZM160 164H162V163H160ZM187 164V163H186ZM185 164V165H186ZM191 164V163H190ZM189 164V165H190ZM239 164V163H238ZM246 164V163H245ZM249 164V163H248ZM6 165V164H5ZM4 165V166H5ZM58 165V166H57ZM126 165V164H125ZM129 165V164H128ZM127 165V166H128ZM137 165V164H136ZM142 165V164H141ZM247 165V164H246ZM7 166H8V164H7ZM13 165H12V167H14ZM51 166H52V168H53V166L55 167H59V170L61 169L63 172H64V174H65V176L67 177V181H65V182H63V181H61L60 183H59V191H60V196H59V198H58V195L57 194H55L54 192V190H56L55 188V186H54V182H53V185H48V183H47V181H46V184L45 183H41V182H43V181H40V182H37L36 181V179H38V177L40 178V176H41V174L43 173V172H46V174H48L49 176H47L48 178H46V179H48V182L50 181V183L52 182V180L54 181V177L55 178H58L57 177V175H59L60 177H59V179H55L56 181H60V180H62V179H64V174H62V176H63V178L61 177V175L60 174H58V173H54V172H52V168H51ZM88 166V165H87ZM165 166V165H164ZM236 166V165H235ZM251 166V165H250ZM255 166V165H254ZM55 167V168H56ZM95 167V166H94ZM212 167H213V165H212ZM232 167H233V165H232ZM231 167V168H232ZM245 167V166H244ZM243 167V164H242V167L241 166H238L237 168H235V171H234V173L236 174H234L233 175V173H232V175L234 176V181H235V184H234V186L236 187V189L234 190H232L231 188H230V191H229V189H228V191L226 192V190H225V187H224V185L225 184H227L228 183V179H226L227 180V182H224V185L222 186L223 188L222 189H224L223 190V192L221 193V191H222V189H221V191L220 190H218L219 188H221V187H219V185H218V188H216V187H214V188H212L213 190H214V192H212L211 191V197H208V195H209V192H208V194L206 193V195H207V197H208V199H207V201H206V198L205 197H203L202 199H204L203 201L204 202H202V199L200 200V199H198V203L201 205V203L200 202H202V203H204V204H206L207 206H205L204 208H201L202 210H199L200 208V205H199V207H198V205H196L198 208V210L199 211H201L202 212V216H200V217H202L203 218V220H204V222H202L201 220H200V222H201V224L202 223H204V226L205 227H203V228H201L199 225H197V224H195V223H197L196 221H197V219H195L196 221H194V223H191V225H189V223H186L184 220H183V223H184V225H185V227H184V229H180L181 230V232L177 235V238H176V240H174L176 243H174V244H168L169 246H175L176 247V249H178V250H180V254H179V256H178V260H177V264H198L199 262L197 261H195L196 259L194 258V256H197L198 254L200 255V259H199V261H200V264H264V231H263V227H264V219H262L263 217H264V189H262V192H259L258 190V188H259V186L260 185H258V183L260 184V182L259 181H257V183L255 182V184H254V182L252 181L253 179H251V180H245L244 178H245V176H249L248 174H249V172H247L248 171V166H246L247 168H244ZM3 168V169H2ZM9 168V167H8ZM54 168V170H56ZM89 168V167H88ZM95 168H97V166L95 167ZM103 168V169H102ZM127 168V167H126ZM188 168V167H187ZM255 168V167H254ZM256 168H258L257 166H256ZM14 169V168H13ZM12 169V170H13ZM49 169H52L51 171L49 170ZM79 169V168H78ZM92 171H94L93 169V165H92ZM121 169V168H120ZM10 170H11V167H10ZM58 170V169H57ZM96 170V169H95ZM100 170H98V172H100ZM107 170H109V172H110V168L109 169H107ZM107 170H105V171H107ZM113 170V169H112ZM117 170V169H116ZM250 170V169H249ZM5 171H6V169H5ZM8 171V170H7ZM6 171V172H7ZM48 171H50V172H48ZM79 171V170H78ZM89 170L87 169V172H88ZM118 171V170H117ZM173 171V173H174V170H172ZM171 171V172H172ZM229 171V170H228ZM251 171V170H250ZM256 171H257V169H256ZM113 172V171H112ZM112 172L109 174L110 176H112L111 174H112ZM137 172V171H136ZM170 172V173H171ZM254 172V171H253ZM258 172V171H257ZM263 172V171H262ZM166 173H169V172H166ZM231 173V172H230ZM245 173H248L247 175H245ZM5 174V173H4ZM7 174H8V172H7ZM23 174H25L24 172H23ZM78 174V173H77ZM93 174H95L94 172H93ZM128 174V173H127ZM131 174V173H130ZM142 174V173H141ZM172 174V173H171ZM170 174V175H171ZM228 174V173H227ZM253 174V173H252ZM252 174H250V177L252 176ZM256 175H254V176H257L258 174L257 173H255ZM262 174V173H261ZM263 174H264V172H263ZM44 175H45V173H44ZM56 175V176H55ZM74 175V176H73ZM101 174L99 173V176H100ZM143 175V174H142ZM231 174H230V176H229V179L230 180H232L230 177L232 176ZM0 176V177H1ZM144 176V175H143ZM188 176V175H187ZM186 176V177H187ZM51 177H53L52 178V180H50V178ZM92 177V176H91ZM105 177V176H104ZM102 177L103 178V180L105 179V181L104 182H108L107 184H111V182L110 181H106L107 180V178L105 177ZM113 177V176H112ZM120 177H122L121 175H120ZM131 177V176H130ZM133 177H135V176H133ZM142 177V176H141ZM14 178V179H13ZM62 178V179H61ZM100 178V177H99ZM126 178H128V176H126ZM132 178V177H131ZM138 178H139V176H138ZM138 178H137V180H138ZM223 178V177H222ZM256 178V177H255ZM1 179V178H0ZM75 179V178H74ZM90 179H92V178H90ZM94 179V183H91V185L92 184H96L97 183V181L95 182V178H93ZM124 179V178H123ZM133 179V178H132ZM136 179V178H135ZM257 179V178H256ZM262 179H264V177L262 176ZM39 180V179H38ZM43 180V179H42ZM96 180H97V178H96ZM134 180V179H133ZM214 180V179H213ZM255 180V179H254ZM56 181H55V183H56ZM233 181V182H234ZM260 181H262V180H260ZM101 181H99L96 185H95V187H98L99 186V188L103 185L102 183H100ZM126 182H127V180H126ZM231 182V181H230ZM58 183V182H57ZM138 183H140V182H138ZM142 183V182H141ZM140 183V184H141ZM211 183H212V181H211ZM210 183V184H211ZM52 184V183H51ZM78 184V183H77ZM81 184L82 183H80L79 185H80V187H82L81 186ZM127 184V183H126ZM213 184V183H212ZM221 184V183H220ZM231 184H232V182H231ZM257 184V185H256ZM83 185H85V184H83ZM94 185H92L91 187L92 188H89L90 186H88V189H90V191H92L91 189H94L93 188V186ZM227 185H229L230 186V184L228 183ZM227 185H225L226 186V188L227 187H229V186H227ZM1 186L3 187V188H1ZM52 186H54V187H52ZM75 186V185H74ZM86 186V185H85ZM84 186V189L86 188V191L88 190L87 189V186L85 187ZM104 186V185H103ZM109 186V185H108ZM107 186V187H108ZM112 185H110V188L108 187L107 189H111L112 188V190H114V192L112 191V190H109L108 192V194H106L107 192H106V187H105V192H104V197L106 196V198L107 199H109V200H107L106 198H104V197H102V203L101 202H99L100 203V205H102L104 202H105V205H107L106 204V202L107 203H109V202H111L110 204H108L107 206H106V211H109V212H111L112 211V216H113V212H114V210H115V205H113L112 203H114L115 201L113 200V202H112V199H114L115 198V196H114V194L116 193V189L112 186ZM221 186V185H220ZM232 186V185H231ZM15 187V188H14ZM16 187H17V189H18V187H19V191L16 189ZM30 187V189L28 190V188ZM49 187V188H48ZM77 187V189L78 188H80V187H78V185L76 186ZM212 187V185H210V188ZM263 187H264V184H263ZM14 188V189H13ZM51 188V190L49 191V189ZM53 188V189H52ZM114 188V189H113ZM143 188H145V187H142V191H143V193L144 192H147V191H144L143 190ZM82 189V188H81ZM84 189H82L83 191H84ZM217 189V190H216ZM79 190V193L81 192H83V191H80V189H78ZM145 190H146V188H145ZM216 190V191H215ZM13 191V192H14ZM31 191V190H30ZM29 191V192H30ZM34 191V190H33ZM54 191V192H53ZM98 191H101V189L100 190H98ZM140 191V193H141V190H139ZM138 191V192H139ZM220 191V192H219ZM12 192V193H13ZM52 193V195H53V193L56 195H53V197H52V195H51V193ZM85 192V191H84ZM94 192V191H93ZM93 192H85V194H87V196H90ZM73 193V194H72ZM78 193V192H77ZM14 194H15V192H14ZM48 194L51 196H48ZM72 194V195H71ZM84 194V193H83ZM89 194V195H88ZM106 194V195H105ZM145 194H147V193H145ZM193 194V193H192ZM192 194H190L189 196H190V198H191V196H193ZM79 194H76V197L77 198H81V197H79L78 196ZM81 195V194H80ZM94 195V194H93ZM97 195V194H96ZM117 195V194H116ZM133 195V194H132ZM139 195H142V194H139ZM1 196V195H0ZM71 196V197H70ZM86 196V195H85ZM146 196V195H145ZM188 196V195H187ZM186 196V197H187ZM196 196V195H195ZM202 196H205L204 194L202 195ZM73 197H75V196H73ZM75 197V198H76ZM118 197V196H117ZM117 197H116V199H117ZM137 197H139V196H137ZM146 197H148V196H146ZM149 197H152V196H149ZM148 197V198H149ZM2 198H3V196H2ZM19 198V197H18ZM48 198V199H49ZM77 198H76V200H77ZM86 198H89V197H86ZM182 199H184L183 198V196L181 197ZM196 198H198V195H197V197ZM201 198V197H200ZM30 199V200H29ZM54 199V198H53ZM59 199H64L65 200V202H63L62 200V202H61V204H59ZM182 199H180V200H182ZM188 199L189 198H185V200H187L188 201ZM31 200H35V201H31ZM46 200V201H45ZM82 200V199H81ZM106 200V201H105ZM144 200V199H143ZM152 200V199H151ZM184 200V201H185ZM200 200V201H199ZM97 202L99 201V200H96ZM104 201V202H103ZM184 201H181V203L182 202H184ZM187 201H185V202H187ZM194 201V200H193ZM196 201V200H195ZM46 202V203H45ZM47 202L49 203V206L48 205H46L47 204ZM82 202V201H81ZM91 202V203H92ZM143 202V201H142ZM145 202V201H144ZM196 202V203H197ZM2 203V202H1ZM33 203H38L39 205L37 206V207H35L34 205H33ZM62 203H64V204H62ZM90 203V204H91ZM99 203H97V205L99 204ZM195 203V204H196ZM7 204V205H6ZM53 204H55V205H57V206H54ZM183 206H184V204H182ZM187 205H188V209L186 208V210L185 211H187L186 213L188 214V217H190L191 218V216L192 215H189V213H190V207L191 206H189V204L187 203ZM99 206V205H98ZM98 206H97V208H98ZM183 206H181L182 208H183ZM1 207V206H0ZM92 207V208H91ZM100 207V206H99ZM102 207V206H101ZM186 207V206H185ZM202 207V206H201ZM83 208V207H82ZM120 208V207H119ZM119 208H117V211L119 210ZM163 207H161V209H162ZM120 209H122V207L120 208ZM123 209H126V208H124L123 207ZM178 209H179V207H178ZM194 209H196V207H192V209L191 210H194ZM196 209V210H197ZM126 210H128V208L126 209ZM165 210V209H164ZM182 209L180 208L179 209V211H181ZM188 210H189V213H188ZM196 210H194V211H196ZM121 211V210H120ZM125 210H123V212H124ZM163 211V210H162ZM184 211V212H185ZM198 211V212H199ZM2 212V211H1ZM71 212H75L76 214H73V213H71ZM94 212V213H93ZM98 212H101V214H102V216L103 217H98L97 215H99V213ZM122 212V211H121ZM127 212V211H126ZM200 212V213H201ZM95 213H97L96 215H95ZM116 213V212H115ZM118 213V212H117ZM116 213V214H117ZM182 213H183V211H182ZM185 213V216H187V214ZM199 213V214H200ZM79 214H81V217L82 218H84V220L82 219H80V221H79V219L78 220H75V218H79L80 217V215ZM115 214V215H116ZM128 214V213H127ZM130 214V213H129ZM166 214V213H165ZM71 215V216H70ZM76 215L78 216L79 215V217H76ZM132 215V214H131ZM135 215V214H134ZM183 215V214H182ZM181 214H180V217L182 216ZM68 216H70V218H68ZM101 216V215H100ZM129 216V215H128ZM163 216V215H162ZM171 216V215H170ZM197 216V215H196ZM195 216V217H196ZM199 216V215H198ZM100 219V222L102 221V222H104V223H102L101 222V225H103L102 226V228L100 227V229H96V227H98L99 228V223H97L98 221H97V219L98 218ZM114 217H116V220H113V221H115L113 224H111L113 227L114 226H118V227H120L121 229V231H124L123 229H125L126 231H127V229H128V231H129V229H130V227H132L133 229L136 227V226H134L133 227V223H134V225L136 224V220L135 221H133V223H132V221H130L129 219H127V215L125 214H117V216H113V218ZM132 217V216H131ZM130 217V218H131ZM199 217V218H200ZM112 218V219H113ZM129 218V217H128ZM137 218V217H136ZM166 218H168V217H166ZM193 218V217H192ZM58 219V220H57ZM98 219V220H99ZM161 219L163 220L164 218H162L161 217ZM201 219V218H200ZM60 220V221H59ZM75 220V221H74ZM110 220H111V218H110ZM139 220V219H138ZM165 220V219H164ZM167 220V219H166ZM166 220H165V223H166ZM177 220V219H176ZM187 220V219H186ZM193 220H194V218H193ZM73 221H74V223H73ZM181 221H182V218H181ZM163 222V221H162ZM198 222H199V219H198ZM1 223V222H0ZM107 223V224H108ZM144 222H142V224H143ZM171 223V222H170ZM139 224L141 225V222H139ZM163 224V223H162ZM193 224V225H192ZM109 225V224H108ZM144 225H146V223L144 224ZM164 225V224H163ZM163 225H161V228H163ZM199 226L200 228H198L197 226ZM70 226H71V232H72V234L71 235H74L73 237H71L72 238V240H69V242H70V244H68V246H67V244H63V243H65V241L68 239V237H67V239L64 241V238H63V236H61V235H63V233H65V230H67L68 229V227L70 228ZM139 226V225H138ZM147 226H149L148 225V223H147ZM164 226H166V225H164ZM178 226V225H177ZM180 226V225H179ZM169 227V226H168ZM5 228V227H4ZM123 228V229H122ZM144 229V226L143 227H141V229ZM150 228V227H149ZM177 228V227H176ZM179 228H181V226L179 227ZM179 228H177L176 229V233H178L179 231H178V229ZM3 228H2V226L0 225V233L1 232H3V230H2ZM94 229H96V232H95V230ZM132 229V230H133ZM138 229H140V228H138ZM138 229H137V231H138ZM163 229H165V228H163ZM170 229V228H169ZM172 229V228H171ZM173 229H174V227H173ZM196 229H198L197 231H196ZM200 229V230H199ZM5 230V229H4ZM116 230V229H115ZM131 230V231H132ZM135 230H136V228H135ZM166 230V229H165ZM165 230H164V232H165ZM183 230V231H182ZM7 231V230H6ZM34 231L36 232V233H34ZM68 231V230H67ZM92 231V232H93ZM120 231V232H121ZM125 231V232H126ZM127 231V232H128ZM141 232H142V230H140ZM144 231V230H143ZM153 231V230H152ZM151 231V232H152ZM175 231V230H174ZM173 231V232H174ZM178 231V232H177ZM5 232V231H4ZM9 232H11V231H9ZM19 231H18V233L21 235V233H20ZM25 232V233H26ZM71 232H69V234L71 233ZM92 232H90V234L92 233ZM115 232V233H114ZM133 232V231H132ZM139 232V231H138ZM147 232V231H146ZM24 233V232H23ZM41 235H40V234ZM46 233H49V234H47V235H45V236H43L44 234H46ZM51 233V234H50ZM89 233V232H88ZM129 233H131V232H129ZM129 233L127 234V235H129ZM143 233V232H142ZM163 233V232H162ZM175 233V232H174ZM175 233V234H176ZM191 233H194V243H195V245L193 244V247L195 246V248H196V250L197 251H199V253L198 254H195L194 255V252L193 253H191V251L189 252V251H186L185 250V247H186V249H187V246H183V244L185 243L183 240H185V241H187L188 239H190V234ZM7 234V233H6ZM19 234H18V236H19ZM54 234H53V236H54ZM69 234H67L66 233V235H68L69 236ZM82 234H83V231H82ZM123 234V233H122ZM122 234H121V236H122ZM141 234V233H140ZM166 234V233H165ZM168 235H169V233H167ZM263 235V237H261V235ZM10 235H12L11 233H10ZM86 235V234H85ZM147 235H149V233L148 234H146V236ZM173 234H171L170 236H172ZM0 236H2V235H0ZM17 236V237H18ZM27 236H28V234H27ZM62 238H61V237ZM79 236V237H78ZM123 236H125L124 234H123ZM143 236V235H142ZM141 236V237H142ZM144 237V238H147V237ZM153 236V235H152ZM152 236H150V237H152ZM259 236V237H258ZM6 237H7V235H6ZM9 237V239H10V237L11 236H8ZM7 237V238H8ZM14 237V235L12 236V238ZM33 237V238H32ZM59 237V238H58ZM65 237V236H64ZM65 237V238H66ZM85 237V236H84ZM117 237V236H116ZM138 237V236H137ZM141 237H140V239H141ZM176 237V236H175ZM192 237H193V235H192ZM191 237V238H192ZM260 239L259 240V243H258V238ZM4 238H5V235H4ZM11 238V241L13 240ZM15 238V237H14ZM20 238V237H19ZM24 238H26V237H24ZM24 238H23V240H24ZM28 238V239H29ZM40 238V239H41ZM53 238V237H52ZM51 238V239H52ZM56 238V237H55ZM54 238V241L53 242H55V239ZM60 238H61V242H60ZM70 238V239H71ZM88 237L86 236V239H87ZM90 238H91V236H90ZM96 238V239H97ZM122 238V237H121ZM144 238H142V239H144ZM162 238V237H161ZM262 238V239H261ZM2 239V238H1ZM0 239V240H1ZM21 239V238H20ZM20 239H14L15 241H19ZM139 239V238H138ZM141 239V240H142ZM255 239H257V240H255ZM4 240V239H3ZM3 240H1L0 242H1V245L2 246H0V264H48V262H47V257H45L44 256V258L46 259V261H45V259H43V258H41L44 254H42V256H40L41 255V252H43V251H41V252H39V251H37V250H35V251H37V252H34L35 254H30V255H22V256H19V255H21V253L19 254V255H17L16 256V254H14V253H17V252H15V250L16 251H18L17 249H15V250H13L14 251V253H13V251L10 249V243H11V241L7 244V245H9L10 247H8L7 245L5 246L4 244L6 243V241H4V242H2ZM22 240V241H23ZM44 241L43 242V244L44 243H46L47 241H48V243L50 244V241L49 240H47V241ZM84 240V239H83ZM88 240V239H87ZM93 240V239H92ZM105 240V241H104ZM150 240L152 241L153 240V238L152 239H149L148 241H149V243H150ZM159 240H161L160 238H159ZM163 240V239H162ZM161 240V241H162ZM168 240V239H167ZM257 241V244H256V242L255 241ZM9 240H7V242H8ZM26 241V240H25ZM24 241V242H25ZM32 241V240H31ZM42 241H40V243L42 242ZM57 241V240H56ZM89 241V240H88ZM94 241V240H93ZM102 241H103V243H102ZM146 241V240H145ZM160 241V242H161ZM173 241V240H172ZM171 241V242H172ZM14 242V241H13ZM20 242V241H19ZM28 242V241H27ZM30 242V241H29ZM57 242V243H58ZM86 242V240H84V242H83V244ZM140 242V241H139ZM141 242H143V240L141 241ZM141 242L139 243L140 244V247L142 246L143 248H148V250H146V252H150V250H152V249H150V247H154L155 246V244H154V246H151V245H149V247H147V245L146 244H143V245H141ZM154 242V241H153ZM165 245L167 244V242H166V239H165V241H162ZM161 242V243H162ZM183 244H182V243ZM188 242V241H187ZM190 243L192 242V241H189ZM255 242V243H254ZM4 243V244H3ZM33 243V242H32ZM39 243V244H40ZM48 243H46L45 245H49ZM52 243V242H51ZM145 243V242H144ZM146 243H147V241H146ZM16 244V243H15ZM19 243L17 242V245H18ZM22 244V242H20V245ZM24 245H25V243H23ZM27 244V243H26ZM38 244V245H39ZM86 244V243H85ZM138 244V243H137ZM150 244H152V243H150ZM188 244V243H187ZM13 246H14V243L12 244ZM28 245V244H27ZM29 245H31V244H29ZM37 245V244H36ZM42 244H40V246H41ZM52 245H54V244H52ZM70 245V246H69ZM95 245V244H94ZM119 245V244H118ZM153 245V244H152ZM168 245H166V247L168 248L169 246ZM13 246L11 247V248H13ZM19 246V245H18ZM56 245H54V247H55ZM87 246V245H86ZM89 246V245H88ZM93 246V245H92ZM91 246V247H92ZM157 248H159L160 246L157 244ZM161 246H164V245H162L161 244ZM191 246V245H190ZM21 247V246H20ZM30 247V246H29ZM33 247V246H32ZM36 247V246H35ZM44 247V246H43ZM51 248H52V246H50ZM139 247V246H138ZM50 248V249H51ZM89 248V247H88ZM93 248H94V246H93ZM132 248V247H131ZM156 248V247H155ZM156 248V249H157ZM182 250H181V249ZM37 249V248H36ZM44 249H46L45 247H44ZM53 249V248H52ZM133 249V248H132ZM150 249V250H149ZM154 249V248H153ZM156 249H155V252H156ZM160 249V248H159ZM162 249V248H161ZM164 249V248H163ZM169 249H171V248H169ZM189 249H190V247H189ZM193 249V248H192ZM20 250V249H19ZM29 250H30V248H29ZM38 250H40V249H38ZM47 250H48V248H47ZM138 250V249H137ZM143 250V249H142ZM145 250V249H144ZM158 250V249H157ZM25 252H26V250H24ZM27 251H28V249H27ZM52 251V250H51ZM55 251V250H54ZM130 251H131V249H130ZM132 251H135V250H132ZM141 251V250H140ZM40 253V255L39 254H37V253ZM53 252V251H52ZM56 252V251H55ZM58 252V251H57ZM56 252V253H57ZM136 252V251H135ZM154 252V251H153ZM159 252H161V250L159 251ZM158 252V253H159ZM19 253V252H18ZM17 253V254H18ZM26 253H28V252H26ZM48 253V252H47ZM46 253V254H47ZM54 253V252H53ZM60 253V252H59ZM64 253V252H63ZM63 253H61V254H63ZM55 254V253H54ZM54 254H52L53 256H54ZM90 254V253H89ZM149 255H150V253H148ZM178 254V253H177ZM48 255V254H47ZM60 255V254H59ZM145 255V254H144ZM154 255V254H153ZM198 255V256H199ZM55 256H58V255H56L55 254ZM62 256V255H61ZM89 256V257H88ZM159 256H161V255H158V257ZM167 256V255H166ZM166 256H163L164 258L166 257ZM176 256V255H175ZM150 257H152V256H150ZM162 257V258H163ZM169 257V256H168ZM50 258V257H49ZM58 258V257H57ZM161 258V257H160ZM163 258V259H164ZM52 259H53V257H52ZM60 259V258H59ZM58 259V260H59ZM64 259V258H63ZM162 259V260H163ZM55 260V259H54ZM54 260H53V262H54ZM62 260V259H61ZM149 260V259H148ZM160 260V259H159ZM158 260V261H159ZM161 260V261H162ZM198 260V259H197ZM57 261V260H56ZM55 261V262H56ZM63 262H64V260H62ZM96 261V262H95ZM140 261V260H139ZM51 262H52V260H51ZM51 262H49V264H52ZM62 262V263H63ZM164 262V261H163ZM57 263V262H56ZM93 263V264H94ZM151 264H152V262H150ZM65 264H66V261H65ZM87 264H89V262H87ZM91 264V263H90ZM161 264H163V263H161ZM166 264V263H165ZM169 264H170V262H169Z\"/></svg>",
  "mask_w": 264,
  "mask_h": 264
}]
</instances>
